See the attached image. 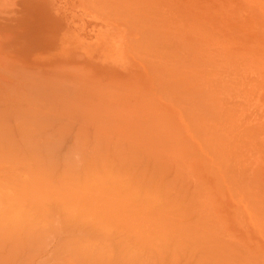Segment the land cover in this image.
<instances>
[{
	"label": "rangeland",
	"instance_id": "obj_1",
	"mask_svg": "<svg viewBox=\"0 0 264 264\" xmlns=\"http://www.w3.org/2000/svg\"><path fill=\"white\" fill-rule=\"evenodd\" d=\"M1 1H3V0H0V2ZM60 1H64V2H73V1H75V0H5L4 2L5 3H0V6H2L1 8H0V12L2 13V12H6V14H1L0 13V68L2 69V71H1V69H0V76H1V78L0 79H4L5 80V83H1L0 82V88H3L5 85V88H8L9 87V90L7 91L8 93H10V94H7V92H6V89L4 88L3 89V91H2V89L0 90V91H2L3 93H2V96H7V95H9V96H18L19 97V95L20 96H23L24 97V99H27V97H33V95H31L30 94V90L29 89H26V86H24L23 87V83L22 82H24V80H26V78L25 77H27V80H28V82H29V80L30 79H28L30 76H35V75H37L38 76V78L40 77V79H41V77H42V80H43V78H45L43 81H40V80H38V82L40 81V82H43V84H45L47 81L49 82V79H51V77L50 78H48V80H47V76H48V74H50L51 76H53V77H59V76H64V77H62L63 78V80H62V78H60L62 81H60V83L62 84V83H68L69 85L70 84H72V86L73 87H79L80 85V88L79 89H82L83 87H82V84H83V82H87V83H89V84H87V85H91L93 88H91V87H89V86H87L86 85V82H85V85L87 86H84V87H86L90 92H89V94H90V96H93L92 97V101H94L93 99H95L96 97L97 98H101V100L100 101H104V97L106 96H108V95H110V94H113V95H111V96H109V97H111V99H109L108 100V97L106 98V100H108V102L110 101V105L111 106H113V105H115L113 108H115V109H117V113H116V115H114V116H112L113 114H115V112H116V110H114L115 112L113 113V112H110V111H112V109H110L109 110V112H110V114H108L109 112L107 111L109 108H110V106H107L106 104V106L104 107L103 106V103L105 102H98V103H101V106L102 107H100V112L103 114V115H107V116H109V118L107 117V116H102L100 113H99V111H98V107H95L96 109H93V102L91 101V102H89L88 103V99H84L85 101H83V103H85L84 105L85 106H81L82 105V101L81 100H83V99H81V98H79V100L81 101H72L73 99L71 98V94H75L76 92V90L77 89H75L74 91H73V88L70 86V91H71V94H69V90L67 89V87L66 86H68V85H64V86H61L59 83H57L56 82V80H58V79H56L55 80V78L53 79V77H52V80H50L51 82L54 80L57 84H55V85H58L59 84V86L57 87V88H61L60 90L58 89H55L53 86H51L50 84L49 85H47L48 84V82H47V84H45L44 86H51L50 88L52 89H50L49 87H47V89L46 88H44V89H46L44 92H41V93H39L40 91H43L44 89H42V88H40L39 86H37L39 83H34V81H32V83H34V85H36L39 89V94L38 95H48V96H51V97H53L54 96V100H55V103H56V105L57 104H61V103H63V101L64 102H66V103H68L69 105H71V101L72 102H74L75 104H76V102L77 103H79V105L83 108H79L78 110V112H76V113H74L72 116H70L69 117V115H67L69 118H67V116L66 117H64V118H67V119H65L64 120V118H62L63 120H62V123L64 122V121H68V122H65V123H63L64 124V126L66 127V130H69V137H68V135H67V132H66V130H65V128H64V126L63 125H60V123L57 125L58 126V129H60L59 130V132H61V135H66V138H65V140H63V145H65L66 147L67 146H69V148L71 149L70 151H72L73 150V146L74 145H76V143H78L77 141H74V140H77V139H75L76 137V135H75V131L74 130H76L77 128H78V125L83 121L82 119L83 118H85L86 117V115L88 116V114L91 112L90 111V108H91V106H92V110H93V113H90L91 115H92V117L94 118H91L90 120L91 121H89L90 123L92 122V123H94V124H98V123H100L99 124V126H102V122L100 121V122H98V123H95V122H97L98 120H100V119H102V118H100V117H104V118H108L109 120H111V121H113L114 120V124H115V126H117L118 124H122V122H123V126H125L126 125V123L128 124V125H126L125 127H123L125 130H126V127H127V129L128 128H130L131 129V133H135V134H138V133H142V132H144V134H146L145 133V131H146V129H142V127L144 126V125H147V123L148 124H150V126H152V127H149V126H146L147 127V130H148V132H147V134L146 135H144L143 133H142V136H145L144 138L146 139V137H147V135L149 136V137H151V139H153V137H155L156 138V140L157 141H155L157 144H158V142L162 139V138H164L165 137V139H167L166 138V136L168 137V140L166 141V143H164L163 144V141L161 142L162 143V148H164V149H167V150H169V151H171V150H173V152L172 153H170L169 155H170V159H171V161L170 162H172V163H170V162H167V163H170L169 165H171L172 164V167H173V162H175V158H177L178 160L180 159V163H182V164H180L181 166H179V164H177L176 165V163H178V162H176L174 165L175 166H178V168H175V166L173 167L174 168V170H172V172H171V175L174 177V180H175V183H176V185L177 184H179V186L181 187V184L182 185H184V182H185V185L187 184V183H189V190H188V192H190V194L193 192V188H191V184L192 185H194V182H196V186L194 187V189H195V191L197 190V193H196V195H197V199H196V197H195V195L194 196H192V195H188V196H190V200H192V201H190V205L192 204L191 202H193V201H195L196 202V204H197V201H198V204L195 206L194 204L195 203H193V207H195V212H196V214H199L200 216H202V214H203V212L204 211H207L208 213L206 214V212H204V215L206 214V216H202V218L199 216V218L201 219V223H200V227L199 228H197V233L195 234V232L193 231V228H190V230L188 231V233L186 234V235H184L185 237L183 238V236H182V238H181V243L182 242H184L183 244H186L187 243V241H188V243L187 244H189L190 245V248H189V253H192V254H194L195 253V255H197L198 254V256H203L204 254H206L207 252H208V254H207V256L205 255V257L206 258H204V256L202 257V260H200V263H202V264H216V261L219 259V261H218V263L217 264H222L223 263V261L225 262V260L223 259V258H225L226 259V257H227V260H228V264H234L235 263V261L236 262H238L237 260H239L240 262H238L237 264H264V237H263V227H262V225L260 226L258 223H263L264 221V219L262 220L261 218H262V215H258V213L257 212H254V211H256V209H257V211L259 212V214H262V212H263V210H264V177H262L261 175L262 174H259V173H256L255 172V164H252L253 162H251V160H252V153H254V151H255V149H250V148H245V147H242L241 145H242V138H244L245 139V137H244V135L245 136H247V134L246 133H242L241 131H238V130H236V131H238V132H234L233 131V129L232 130H230L231 129V126H232V124H231V126H230V129L229 130H227V127H225L224 128V130L223 129H221V132H222V134L220 135V128L218 127L219 126V124H220V122L217 124V126H216V124H213V122L212 121H215L216 123H217V121L215 120V119H218V118H216V116H217V114H213L214 115V117H212L211 116V114H210V111L209 110H212L213 109V103H212V101H214V99L212 98V96H213V94H212V92H216L217 90H218V88H217V90L215 89L217 86H219L218 85V81L221 83V85H223V86H225L224 88L225 89H223L226 93L227 92H234L235 93V98L237 99V101H239L240 99H242L243 100V103H241V106L243 107L244 105V108H245V111L243 112V115L244 116H247V118H251V120H255V118H256V113H258V112H256V110L259 108V106H260V104H259V98L261 97L263 100H264V31L262 32V34L261 35H259L258 33V35L256 34V32H252L248 27H245V26H247V25H249V24H252V25H256L257 27H260V26H263L264 27V17H262L263 19H258L257 17L255 18V16L252 14V15H249V11H247L245 8H243V6L242 5H233L232 3H230V2H232V0H219V2L217 3H213V4H211L210 5V7L211 8H214V11L213 12H209L206 16H205V18H208L209 19V22L213 25H210V24H205V23H203V25H204V27H206L205 29H207L206 30V34H207V32L210 34V36H212L211 38H210V36H209V38L208 39H205L204 38V36H201L200 34V36L198 35V33H200L199 32V30H198V33L196 32L197 30H195V29H198L197 27L194 29V27H195V24H197V22L195 23V21H192V20H188V21H181V19H179V18H177L176 20L175 19H173V22H172V25H173V27L174 26H176L177 28H178V35L176 36V35H168V27H169V20H168V12H167V10H168V7L165 5V3H162V2H164V1H158V0H91L92 2H93V4H94V6L96 7V9L94 10L91 6L93 5H91L90 3H89V0H83L80 4H79V8L77 9L84 17H88V18H90V19H93V20H101V24H98V25H96V24H94V25H92L91 26V28L89 29V30H87V32H88V35H80L79 34V30H77V31H71V30H65V31H63V32H60L59 31V24H60V21H59V19H58V17L56 16V14H55V8H53V7H55V6H58V5H60ZM102 1H103V3H102ZM41 2V3H40ZM12 5V6H11ZM16 6V7H15ZM253 6H256V7H258V8H262V9H264V4H257V5H253ZM13 7V8H12ZM13 11V12H12ZM15 11V12H14ZM99 11H103V12H107V13H111V14H113L114 16H116V17H118V18H129V17H131V18H129L130 19V21L131 22H133V23H135V26H137V27H139V30L136 32V34H133V35H131L130 36V42L128 43V48H129V50H130V52H128L127 50V53H129V54H131L134 58H136V60H138V62L140 63V64H142L141 65V70H142V73H143V75L141 76L142 78H141V84H140V91H138V92H136V93H133V94H124V93H122L121 91H120V93L118 92V93H115V92H113L114 90L113 89H111V92L109 93V92H107V90H106V88H104V86H106L108 83H113V82H115V80H116V77L115 78H112V79H108L107 78V76H106V74H102V71L100 70V69H98V70H95V69H93V68H91V66L90 65H86V67L88 68V69H90L91 71H89V70H86V69H84L83 67H82V65H81V69L82 70H84V71H88V73L87 74H84L83 73V75H82V73L81 72H78V71H71L72 73H68L67 71H60L61 69L58 67V66H55V67H51V68H46V67H42V69L41 68H39L38 66H37V64L38 63H43V62H40V61H37V60H40V59H37L36 60V62L34 61V59H33V56H34V54H35V56L36 57H38V58H42V54H43V52L45 51V50H47L48 49V47H49V45L47 44V38H48V36H57V35H60V34H63L64 35V37L65 36H67L68 34H70V33H74V36H77V38L78 39H80L79 41H76V42H71L70 44H67L64 40H66V41H68L67 40V37L66 38H63L62 37V35L61 36H58V40L60 41L59 43H58V45L59 46H57L56 48H52V49H55V50H57V53H56V56L59 58V57H63V55H67V51L68 52H71V53H73V54H78L79 56H81V57H83L82 59H85V60H87V61H92V63H96V64H100L101 65V62H103V61H113V59H108L106 56H104L103 54H101V52H99L100 51V49H101V46H100V44L99 43H97V36L99 37L100 35L101 36H103L102 34H106V35H108L109 33H110V35H111V37H112V40H113V44L118 48L119 46H118V43H117V41H119V44L121 45V47H122V49L124 48V43H125V39H124V37H123V35H122V28L116 23V22H111V21H106L104 18H102V16L100 15L101 13L99 12ZM12 12V13H11ZM123 12H125L124 14H123ZM14 13V14H13ZM16 13V14H15ZM29 13H31V15L29 14ZM28 14V15H27ZM31 17H33V18H31ZM1 18H4V20L3 19H1ZM31 18V19H30ZM131 19H133V20H131ZM148 19H150V20H148ZM160 19V20H159ZM2 20V21H1ZM145 20V21H144ZM152 20V21H151ZM154 20V21H153ZM190 23V24H189ZM36 24V25H35ZM41 24V25H40ZM261 24V25H260ZM41 26V28H40V26ZM44 26H46V27H44ZM52 26H53V28H52ZM162 26V28H164L165 27V29H159L160 27ZM219 26L222 28L221 30H214L213 28H215V29H219ZM57 29H56V28ZM187 27V28H186ZM213 27V28H212ZM184 28H186V30H184ZM192 28V29H191ZM55 29V30H54ZM195 30L194 32H196V33H194V32H191V33H194V36H191L190 35V31L191 30ZM34 30V31H33ZM52 30V31H51ZM259 30V29H258ZM56 31V32H55ZM181 31V32H180ZM224 31V32H223ZM29 33H31V34H29ZM39 33V34H38ZM180 33V34H179ZM216 33V34H215ZM29 34V35H28ZM35 34H37V35H35ZM54 34V35H53ZM202 34V33H201ZM39 35V38L41 37V39H39L37 36ZM203 35V34H202ZM69 36V35H68ZM36 37V38H35ZM147 37H148V39H147ZM171 37V38H170ZM203 37V38H202ZM205 37H208V35H205ZM214 37V38H213ZM144 38V39H143ZM149 38H150V40H149ZM161 38V39H160ZM168 39V40H167ZM192 40L193 41V39H195V44L196 45H194V46H190L189 45V43H188V41H186V40ZM39 40V41H38ZM147 40V41H146ZM174 40V41H173ZM181 40V42H179ZM171 41H173V42H171ZM147 42H148V44H147ZM151 42V43H150ZM183 42V43H182ZM177 43H179V44H177ZM151 44V45H150ZM183 44L185 45H187V46H183ZM198 44V45H197ZM213 44V45H212ZM173 45V46H172ZM174 45H176V46H174ZM145 46V47H144ZM150 46H152L151 48H149ZM174 47V48H172V51H170L171 50V47ZM182 46V47H181ZM143 47V48H142ZM179 47V48H178ZM183 47L184 48H186V49H183ZM205 47H207L208 49H206ZM211 47V48H210ZM163 49V50H158V49ZM178 48V49H177ZM199 48V49H198ZM52 49H50V47H49V49L48 50H52ZM153 49V50H152ZM165 49H166V51H165ZM179 49L181 50V51H179ZM202 49V50H201ZM205 49V50H204ZM211 50V52H210V50ZM99 50V51H98ZM138 50H140L139 52H137ZM144 50V51H143ZM167 50H169L168 52H167ZM174 50V51H173ZM178 50V51H177ZM182 50H186L187 51V53H186V51H185V53H186V55H185V53H181V52H184V51H182ZM193 50H195V51H193ZM135 51V52H134ZM152 51V52H151ZM157 51H162L163 53H161L160 52V54L162 55H160V54H158L159 52H157ZM147 52V53H146ZM170 52L172 53V55L174 54V61H172L173 59L170 57ZM200 52H202V53H200ZM146 53V54H145ZM165 53V54H164ZM191 53V54H190ZM200 55H199V54ZM205 53V55H206V53H208V55H206V57H204V59H203V57L201 56V54H204ZM168 54H169V56H168ZM201 56L202 57V59H199V56ZM153 55H155V56H153ZM159 57H158V56ZM181 55V56H180ZM182 55L183 56H185L186 58H188L189 57V60L188 59H185V57L184 58H182ZM204 55V56H205ZM209 55H211L212 57H210ZM136 56V57H135ZM188 56V57H187ZM207 56H209V57H207ZM162 57V58H161ZM168 57H169V59H168ZM163 58H164V60H163ZM171 58V59H170ZM175 58H177V61H178V65L176 64V62L177 61H175L176 59ZM2 59V60H1ZM167 60V62H166V60ZM172 62V63H174L175 62V64L174 65H176L177 66V69L169 62ZM188 60V61H187ZM128 61V60H127ZM182 61V62H181ZM201 61V63L202 64H204V65H206V66H203V65H198V64H201V63H199ZM38 62V63H37ZM114 62H116V61H114ZM211 62V63H210ZM91 63V64H92ZM154 63V64H153ZM166 63L167 64H170L169 66H171V67H169L168 65H166ZM179 63H181L182 65H179ZM183 63H187L186 64V66H188L189 64V67H185V64L183 65ZM210 63V65L211 66H209V65H207V64H209ZM80 64H81V62H80ZM156 64V65H155ZM84 65V64H83ZM163 65L165 66L166 65V67L164 68L163 67ZM214 65V66H213ZM197 66V67H196ZM211 67V68H206V67ZM19 67V69L21 70V68H22V70L25 68V69H29V70H25L24 69V71H19V70H17V68ZM24 67V68H23ZM153 67V68H152ZM184 67V69H179V68H183ZM200 67H204V69H201V71L203 72V74L205 75V73L207 74V75H211L210 77H213V79H212V82L213 83H215V84H217V86L215 85V87H213L212 88V92L211 91H209V92H211V93H208V92H206L207 90L206 89H204V90H201V89H203V86L202 85H205V88H208V89H210L209 88V86L208 87H206L207 86V78H206V82L205 83H203V81H202V83H200L201 84V89L199 88L198 90H200V93H201V95H204V98L203 99H205V96L207 95H211L212 94V96H210L211 97V102L208 100V103L206 104L205 102V100L203 101V99H200L199 97L201 96L198 92H197V90H193V87H195L194 86V84H197L198 85V82L197 81H199V80H201V76L199 77V79L198 80H196V83L194 82V84L192 85V86H190V82L191 81H193L194 79H196L197 78V76L201 73V71H200ZM215 67V68H214ZM205 68L207 69V70H205ZM161 69V70H160ZM179 69V70H178ZM214 69H216V70H214ZM220 71H218V70ZM40 70V71H39ZM156 72H155V71ZM160 70V71H159ZM187 70V71H186ZM6 71H8V73H11V75L10 74H8V73H6ZM10 71H12V72H10ZM192 71V72H191ZM195 71L196 72H198L197 74H194L195 73ZM205 71H207V72H205ZM216 71H218V72H216ZM34 72L35 73H37V74H34ZM40 72H42V73H40ZM92 72V73H91ZM161 72V74H159ZM185 72V73H184ZM226 72V73H225ZM45 73V74H44ZM96 73H99V74H96ZM171 73L172 74H174V77H176V75H178V74H182L183 75V73L184 74H190V75H192V76H195V77H193V78H191L190 80H189V82H188V79H189V76H186L185 78H183V80L182 79H180L181 78V76L180 77H176V78H174V77H171L170 75H171ZM221 73V74H220ZM229 73V74H228ZM8 74V75H7ZM30 74H32V75H30ZM41 74V75H40ZM47 74V75H46ZM58 74V75H57ZM93 74V75H92ZM167 74V78L166 77H164L165 75ZM202 74V73H201ZM219 74L221 75V78L223 77V80H221V78H218L219 77ZM228 74L229 75V77H228V75L226 76V75ZM232 76H231V75ZM236 74V75H235ZM40 75V76H39ZM44 75H46V77H44ZM197 75V76H196ZM37 76H36V78H35V82H37V80L36 79H38L37 78ZM185 75H183V77H184ZM234 76V77H233ZM257 76V77H256ZM66 77H68V78H66ZM92 77H93V79H94V82H90V79H92ZM95 77V78H94ZM97 77H99V78H103L104 79V81L103 82H100V81H96L97 80ZM188 77V79H186ZM191 77V76H190ZM205 77H207L206 75H205ZM205 77L203 78V79H205ZM217 77V78H216ZM259 77V78H258ZM19 78H21V79H19ZM24 78V80H22ZM232 78V79H231ZM18 79V80H17ZM66 79H68V80H66ZM82 79V80H81ZM107 79L109 80L108 82H107ZM178 79H179V81H178ZM184 79H186L185 81H184ZM202 79V80H203ZM232 81H235V86L236 87H234L233 85H232V87L228 84V82H232ZM16 80L18 81V82H16ZM22 80V84H15L13 81H15L16 83H20V81ZM27 80H26V84H27ZM64 80H66V81H69L70 80V82H66V81H64ZM81 80V81H80ZM174 80H175V83L178 85L179 84V86L176 88V84L174 83ZM177 80V81H176ZM180 80L181 81H183L182 83L180 82ZM208 80H209V78H208ZM46 81V82H45ZM59 81V80H58ZM64 81V82H63ZM157 81H158V84H157ZM210 82H211V80H209ZM260 81H261V83H260ZM31 82V81H30ZM45 82V83H44ZM181 84H180V83ZM217 82V83H216ZM222 82H223V84H222ZM31 83V84H32ZM78 83H81V84H78ZM153 83H156L157 84V86H156V84H153ZM184 83H187V84H189V87H185L184 88ZM191 83H193V82H191ZM219 83V84H220ZM5 84V85H4ZM24 84H25V82H24ZM42 84V85H43ZM74 84V85H73ZM77 84V85H76ZM161 84V85H160ZM169 84V85H168ZM172 84V85H171ZM186 84V85H187ZM11 85L13 86V87H16V86H14V85H17V87H16V92L17 93H19V94H15L16 92H14L15 90L13 89V95H12V92H11ZM22 85V86H21ZM29 85H30V83H29ZM42 85H40L41 87H42ZM53 85V84H52ZM63 85V84H62ZM173 85H174V89H173V91L172 90H170V91H172V92H170L169 91V89L171 88L170 86H172V88H173ZM183 86V87H181V86ZM197 85H196V87H197ZM209 85H211V84H209ZM33 86V85H32ZM31 85H30V88L32 87ZM158 86H160L159 88H158ZM199 86V85H198ZM211 86H213V85H211ZM223 86L221 87V86H219V88H223ZM62 87H64V88H66V89H64V88H62ZM82 87V88H81ZM182 89H181V88ZM27 88H29L28 87V85H27ZM32 88H35L34 86L32 87ZM69 88V87H68ZM86 88H83V89H85L84 90V92L87 90ZM154 88V89H153ZM156 88H157V90H159V89H161V91H162V88L164 89V90H166V93H168L169 94V92L171 93L170 95H171V97L170 96H168V97H170V99L169 98H167L166 97V94L164 93V91H163V93L162 92H160L165 98H167V99H169V100H167L166 101V99L164 100V98H162L163 96L161 95V94H159V95H156V94H158V91L156 90ZM236 88V89H235ZM20 90L19 92H18V90ZM62 89H64V90H66V91H64V90H62ZM78 89V90H79ZM82 89V90H83ZM175 89H181L180 91H182L183 93L186 91L187 93H192L191 95H190V93H189V95L190 96H194L196 99H198V101L197 102H200L201 104H199V103H197V104H199V105H203V107H199V106H197V107H199V108H201V109H199V108H197V107H195L194 109H192L193 111H194V113L196 112L195 110H197V111H199V110H201V111H199L201 114H198L197 116H195V114H193L196 118H197V120L199 121V122H197L196 121V123L194 122L195 120H193V118H191L192 119V121L191 120H187V118H189V117H187V116H189L191 113H189V115H188V113H186V114H184V107H189L190 105H187V106H185V105H183V110L180 108V107H178L179 105H180V103L182 102L181 100H183V99H181V98H178V97H180V95L182 94V92H181V94L179 93V91H177V93L179 94H177L176 92H175ZM34 90V89H33ZM36 90V89H35ZM77 90V92L79 93L81 90H79L78 91ZM155 90V91H154ZM214 90V91H213ZM222 90V91H223ZM32 91V90H31ZM63 92V93H65V94H68V96L69 97H67L66 95H64L63 96V94L61 93V92ZM168 91V92H167ZM223 91V92H224ZM37 92H35V91H33V93H37ZM106 92V93H105ZM157 92V93H156ZM176 94H175V93ZM206 92V94H204ZM82 93V92H81ZM81 93H79V94H81ZM87 94H88V92H86ZM93 93V94H92ZM104 93V94H103ZM186 93V94H187ZM193 93H194V95H193ZM196 93H198V95H196ZM208 93V94H207ZM92 94V95H91ZM108 94V95H107ZM224 94V93H223ZM223 94H221V95H223ZM38 95H36V96H38ZM76 95H78L77 93H76ZM76 95H74L75 96V98L77 99V96ZM83 97L86 95H83V94H81ZM80 95V96H81ZM103 95H105V96H103ZM215 95H217V94H215ZM226 95V94H225ZM225 95H224V97H225ZM1 96V97H2ZM35 96V95H34ZM40 96H38V97H40ZM81 96V97H82ZM96 96V97H95ZM100 96V97H99ZM185 98H187L186 97V95H183ZM183 96L181 95V97L183 98ZM227 96V95H226ZM86 97L88 98L89 97V95L87 96L86 95ZM134 97V98H133ZM203 96H201V98H202ZM209 97V96H208ZM217 97V96H216ZM221 97V96H220ZM37 98V97H36ZM96 98V99H97ZM116 98L118 99L117 100V102L116 101H114V100H116ZM171 98H174V100L176 101L177 100V102H179V103H177V104H179L178 106L177 105H175L176 104V102L175 103H173V102H170V100L172 101V99ZM184 98V99H185ZM190 98V97H189ZM192 98V97H191ZM226 98V97H225ZM225 98H219L218 100H221V102H223L224 100H226V101H224V102H227V98L225 99ZM0 99H2V98H0ZM37 99H39V98H37ZM163 99V100H162ZM180 99V100H179ZM196 99H194V100H196ZM207 99H209V98H207ZM217 99V98H216ZM179 100V101H178ZM194 100H192V101H188L190 104H194ZM218 100H216V101H218ZM96 101V100H95ZM94 101V102H95ZM169 101V102H168ZM186 101H187V99L186 100H184V102L182 103V104H185L186 103ZM58 102V103H57ZM108 102H107V104H108ZM114 102V103H113ZM187 102V104H189ZM229 102H231V100H229ZM228 102V103H229ZM233 102V101H232ZM231 102V103H232ZM246 102V103H245ZM81 103V104H80ZM96 103V102H95ZM95 103H94V106H96L95 105ZM98 103H96V104H98ZM106 103V102H105ZM120 103H123V105H121ZM195 103H196V101H195ZM215 103H218V102H214V104ZM74 104V105H75ZM86 104L88 105H91L90 107H88V109H89V111L90 112H86L85 113V109L87 108V106H86ZM208 105L209 104V107H210V105L212 106V108L210 107V108H207V106L206 105ZM220 103H218L217 105H219ZM230 104V103H229ZM77 105V104H76ZM79 105H78V107H79ZM117 105V106H116ZM121 105V106H120ZM217 105H215V106H217ZM221 105H223V104H221ZM220 105V106H221ZM225 106L223 107H221V109L222 108H224V109H222L223 110V113L227 116V114L224 112V111H226L227 109L225 108L228 104H224ZM123 106V108H126V109H129V110H126V109H124L126 112H128V113H126V112H122V110H120L118 107H122ZM126 106V107H125ZM129 106V107H128ZM193 106H196L195 104L193 105ZM104 107V108H103ZM109 107V108H108ZM228 107V106H227ZM112 108V107H111ZM228 108H230V107H228ZM244 108H242V109H244ZM102 109H103V112H102ZM122 109V108H121ZM181 109V110H180ZM188 109V108H187ZM187 109L185 108V110L187 111ZM190 109V108H189ZM188 109V111L187 112H191L192 110L190 109L189 110ZM203 109H205L206 110V112H207V110H208V112L205 114L204 112H205V110H203ZM226 109V110H225ZM82 110V111H81ZM120 110V113H122V117H120L119 118V116H118V111ZM139 112H138V111ZM213 110H215V109H213ZM213 110H212V112H213ZM217 112L216 113H220L221 114V112H219L218 111V107H217ZM229 110V109H228ZM230 110H231V108H230ZM86 111H88L87 109H86ZM192 111V112H193ZM202 111H204L203 112V116H204V114L208 117H204V120L205 119H207V120H203L207 125H209V124H213L211 127L213 128H209L206 124H204V126H203V128H201V126H200V128L199 127H197L196 126V124H198V123H200L201 122V119H203V117L201 118L200 117V115H202ZM232 111V110H231ZM98 112V113H97ZM107 112V113H106ZM199 112H197V113H199ZM211 112V113H212ZM226 112H228L229 113V111H226ZM111 113H112V115H111ZM120 113H119V115H120ZM124 113L125 114H127L128 116H126V117H124L123 115H124ZM130 113V114H129ZM175 113V114H174ZM176 113H179V115H177L176 116ZM223 113H222V115H223ZM234 113V112H233ZM98 114V115H97ZM139 114H141V115H139ZM171 114V115H170ZM237 114H239V112H237ZM237 114H235L236 116L235 117H233L234 118V121H232V122H235V118L237 119V120H239L240 122L239 123H237L236 125H238V124H241V122H242V118H243V116H241L240 118H239V115H237ZM7 115V116H6ZM6 115H4V116H2L1 118H0V125H9V127H11L10 125H14L15 127H16V121L14 122L13 121V116L12 115H9V114H6ZM100 115V116H99ZM186 115V116H185ZM219 115V114H218ZM225 115H223L222 117H221V122H222V124L220 125V126H225L224 124H223V119L222 118H225L224 116ZM229 115L231 116V113H229ZM233 115V114H232ZM255 115V116H254ZM64 116V115H63ZM90 116V115H89ZM99 116V117H98ZM115 116H116V118H115ZM117 116H118V118H117ZM192 116V115H191ZM11 117V118H10ZM96 117V118H95ZM110 117H111V119H110ZM112 117L113 118H115V119H113L112 120ZM183 117V118H182ZM187 117V118H186ZM193 117V116H192ZM194 117V118H195ZM212 118V121L209 123V120H211V118ZM229 117V116H228ZM227 117V118H228ZM253 117V118H252ZM121 118H124V119H126L125 121H123ZM160 118V120H158ZM226 118V119H227ZM15 119V118H14ZM118 119V120H117ZM128 119V120H127ZM145 119V121L147 122V123H145V121H143ZM119 120H121V121H119ZM227 120H229V119H227ZM231 120H232V118H231ZM243 120H247V121H245L246 122V124H247V122H249V120L248 119H244L243 118ZM74 121H76V123L74 122ZM110 121V123H113V122H111ZM117 121H119L118 122V124L116 123ZM187 121V124L185 123ZM188 121H191V123L189 124L188 123ZM209 123H207V122ZM230 121V120H229ZM229 121H227V122H229ZM193 122L195 123V126L193 125ZM203 122V123H204ZM225 122V121H224ZM231 122V123H232ZM61 123V124H62ZM73 123H74V125L76 126V129H73V127L71 128L70 126L71 125H73ZM89 123V124H90ZM142 123V124H141ZM166 123H167V125H166ZM236 123V122H235ZM235 123H234V126H235ZM77 124V125H76ZM117 124V125H116ZM120 124V125H121ZM201 124V123H200ZM60 125V126H59ZM120 125H118V126H120ZM191 125V126H190ZM17 126H18V124H17ZM75 126H74V128H75ZM89 126H91L90 128L92 129V128H94V127H92V125H89ZM93 126H95V125H93ZM109 126H111L110 124H109ZM191 127L190 129H189V127ZM192 126H194V127H196V128H194V127H192ZM206 126L208 127L207 128V130L205 131V128H206ZM213 126H216V128H214ZM234 126H232L233 128H234ZM13 127V126H12ZM36 127H38V126H36ZM95 127H98V125L97 126H95ZM113 127H114V125H113ZM223 127H221V128H223ZM237 127V126H236ZM240 127V126H239ZM68 128H70V129H68ZM153 128V129H152ZM155 128V129H154ZM32 129H35V130H37L38 128H28L27 129V132H29V131H31ZM55 129L57 130V128L55 127ZM73 131H72V130ZM29 130V131H28ZM139 130V132L137 133V131ZM158 130V131H157ZM189 130V131H188ZM198 130H199V132H198ZM223 130V131H222ZM58 131V130H57ZM57 131H53L51 134L52 135H58V133H56ZM153 131H156V132H160V133H158V134H160V135H156V133H153ZM165 131V132H164ZM195 131V132H194ZM201 131H203V132H201ZM210 131V132H209ZM213 131H215V132H213ZM231 131V132H230ZM32 132H34V131H32ZM169 132H171V133H169ZM207 132V133H206ZM224 132V133H223ZM30 133V132H29ZM50 133V132H49ZM74 133V134H73ZM149 133V134H148ZM173 133L175 134V136L173 135ZM193 133V134H192ZM197 133H201L198 137H200V139L198 138H196V134ZM206 133V134H205ZM210 133H213V136H215V135H217V136H215V137H212L211 135L212 134H210ZM226 133V134H225ZM4 134V133H3ZM72 136H71V135ZM77 134V133H76ZM95 132L93 133V136H95ZM170 136H169V135ZM231 134H233V136H230ZM10 135V134H9ZM8 135V136H9ZM28 135V134H27ZM59 135H60V133H59ZM173 135V137H171ZM205 135V136H204ZM225 135V136H224ZM243 135V136H242ZM5 136H7V135H5ZM71 136V137H70ZM74 136V137H73ZM140 137H141V135H139ZM157 136L158 137H160L161 139H159V141H158V139H157ZM57 136H55L54 138L55 139H53V140H56L55 142H57V138H56ZM73 137V138H72ZM218 137H222V139L223 138H225V139H223L224 140V142L220 139H218ZM235 137V138H234ZM67 138L70 140V141H68L67 140ZM72 138V139H71ZM171 138V139H170ZM217 138V140H214V139H216ZM5 139H7V137H5ZM74 139V140H73ZM193 139H195V140H193ZM197 139V140H196ZM211 139H213V140H211ZM226 139H228L229 140V142H228V140H226ZM71 140H73V141H71ZM115 140V139H114ZM200 140V141H199ZM219 140V141H218ZM7 141V142H6ZM6 141H4V142H6V145H7V143L9 142L8 140H6ZM93 142H94V144H96L97 142L95 141V140H92ZM117 141V140H116ZM188 141V142H187ZM197 141V142H196ZM3 142V144L5 145V143ZM27 143H29V145H31V146H34V143H35V141H33V142H30V141H26ZM54 142V143H55ZM61 142V141H60ZM92 142V143H93ZM112 142V141H111ZM111 142H108V143H110V147H109V149H112V150H115V148H116V146L118 147V145L116 144V142L115 141H113V143H111ZM208 142V143H207ZM10 143V142H9ZM33 143V144H32ZM38 143V141H36V144ZM62 143V142H61ZM108 143L106 144V145H108ZM189 143V144H188ZM202 143H204L203 144V146H202ZM215 143V144H214ZM225 143V144H224ZM35 144V145H36ZM80 144V143H79ZM112 144V145H111ZM167 144L168 145H170L171 144V146H167ZM62 145V146H63ZM114 145H116L115 147H114V149H113V146ZM211 145L213 146V149H214V151L216 152L217 151V153H215V154H217V156H214L213 157V154H211V153H214V151L212 152H210L209 153V148H212L211 147ZM222 145H226L225 147H223ZM228 145V146H227ZM165 146V147H164ZM191 146V147H190ZM200 146V147H199ZM207 146V149L205 148ZM220 146H221V148H220ZM238 146L240 147L241 146V148H245V149H243V150H245L244 152H246V153H244V154H242L241 153V150L238 148ZM26 147V146H25ZM158 147H161V145L160 146H158ZM202 147V148H201ZM215 147V148H214ZM8 147H2V145H0V151H1V149H7ZM101 147H99V149H100ZM170 148V149H169ZM201 148V149H200ZM217 148H219V149H217ZM223 148V149H222ZM235 148V149H234ZM63 149V148H62ZM95 149H98L97 147H95ZM102 149H104L103 147H102ZM188 149V150H187ZM190 149L191 150H193L192 152L190 151ZM205 149V150H204ZM226 151H225V150ZM236 149H239V150H236ZM40 150V149H39ZM38 149H37V151H39ZM119 150H120V147H119ZM119 150H117V148H116V151H119ZM208 150V151H207ZM211 150V149H210ZM225 152H227V153H225ZM242 150V151H243ZM174 151L175 152H177V154L176 153H174ZM197 151H198V153H197ZM222 151L224 152V153H222ZM230 151V152H229ZM237 152L238 153V156H239V158L238 159H240L241 157H240V155H242L243 157H245V161H248V162H245V161H243V162H245V163H243V165H239L240 166V168L242 167H245L246 166V168H248V173L247 172H242V168L240 169L239 168V172H240V174H237V171L235 170V169H238L236 166L237 165H235V163L233 162V161H235V160H237L236 159V157L235 156H233L232 155V153H235V152ZM202 153V154H200L199 155V153ZM248 152L250 153V154H248ZM0 153H2V152H0ZM204 153L206 154V156L204 155ZM219 153L221 154L220 155V157L221 158H219L218 157V155H219ZM241 153V154H240ZM172 154H175V155H172ZM185 154V155H184ZM214 154V155H215ZM250 155V156H246V155ZM177 155H179L178 157H177ZM209 156V157H208ZM229 156H231V158L229 157ZM180 157V158H179ZM186 157H187V159H188V161H185V159H186ZM203 157H205V158H207L206 160H204L205 158H203ZM213 159H212V158ZM218 157V158H217ZM167 158V157H166ZM197 159V161L198 162H193L192 161V159ZM203 158V159H202ZM168 159V158H167ZM219 159H221V160H219ZM165 160V159H164ZM225 160H227L228 162L230 161H232V163H230V164H228L227 166H224V167H229L228 168V170H232V169H234L235 170V177H234V175H232L231 173H233V171L234 170H232L231 171V173L229 172V174H228V181H225V182H227V183H225L224 182V180H225V178L223 177L224 175V172H222L223 170H222V164H226L227 162L225 161ZM241 160H243V159H240V161ZM181 161H183V162H181ZM204 161H206V164L205 165H207V163H209L208 165L210 166L209 168H212L213 166V168L215 169V171H214V169L212 168V171L209 173L208 171L210 170L207 166L205 167V165L204 166H202V162H204ZM224 161H225V163H224ZM238 161V160H237ZM219 162H223L222 164H219ZM205 163V162H204ZM203 163V164H204ZM198 164V165H197ZM231 164L233 165L234 164V167L235 168H231V167H233V166H231ZM236 164H240V163H236ZM216 165V166H215ZM252 165V167H249V166H251ZM219 166V167H218ZM217 167V168H216ZM253 167H254V172L252 171L251 172V170H253ZM14 168V167H13ZM13 168H11L12 169V171L13 172H11V173H15L14 172V170H13ZM58 168H60V169H58ZM58 168H57V172L55 171V174H57V175H59V174H61V171H62V169H61V165L59 166L58 165ZM140 168V167H139ZM172 168V169H173ZM183 168V169H182ZM191 168V169H190ZM207 169V171H206V169ZM177 169V170H176ZM182 169V170H181ZM191 170V171H189V170ZM216 169H217V171L218 172H216ZM59 170H61V171H59ZM180 170V171H179ZM225 170V169H224ZM250 170V171H249ZM184 171H186V172H184ZM194 172V173H193ZM218 173L217 175L218 176H215V174L216 173ZM226 172H228V171H226L225 170V173ZM238 172V173H239ZM242 172V173H241ZM10 173V172H9ZM113 173H116V172H113ZM148 173V172H147ZM161 173V174H160ZM212 173H213V176H214V179H215V177H218L217 179H218V183H220L222 186H223V188H224V190H222V186L220 187V189H217V193L215 192V193H213L211 190H210V187H209V185H210V179H209V177H211L212 176ZM91 173H89L88 174V176H87V174H86V176H87V178L89 177V175H90ZM158 174H160V175H158ZM219 174H221V175H219ZM234 174V173H233ZM10 175V174H9ZM181 175V176H180ZM232 176L233 178H231L230 176ZM240 175V176H239ZM4 176V175H3ZM16 176H17V174H16ZM91 176V175H90ZM149 176H151V175H149V173L147 174V177H149ZM155 176H156V178H155ZM165 176V175H164ZM164 176H162V172H157L156 173V175H154V176H152V178H151V180H150V184H151V192H154V194L153 193H151V192H146V191H144V189H142L141 190V188H139L138 186H136L135 185V180L133 181V180H129L128 178H126L125 176L124 177H122V179L123 178H125V179H127L126 181H128L129 182V184H125L124 186V188H125V190L127 191V192H133L134 190H137V191H135V192H133V195L134 194H136L135 196H133L131 193H129V197L130 198H134L135 197V199L133 200L134 202H135V204L137 205V202H142V200L144 201L145 200V197H146V201H150L152 204L150 205V207H152V205H154V204H158V205H160L161 206V203L160 202H156L155 200V198L153 197V196H151V198H150V195H155L156 194V196L155 197H157V194H158V192L156 191H152L153 190V187H155L157 184H156V181H159L158 183H160V179H165L166 177H164ZM209 176V177H208ZM7 177V180H9V182L5 179ZM11 177V176H10ZM10 177H8V175H6V176H4V177H1L0 176V178H2V179H0V189L2 190L3 189V191H1L0 192V194L1 195H4V196H6L5 198L7 199L8 198V196L10 197H12V195L14 194V196H15V200H12L11 199V197H10V199L8 200L9 202L8 203H13V202H15V203H13V204H16V203H18L16 206L14 205V206H12L11 204L9 205L7 202H2V201H4V199H2V197L3 196H1L0 195V212H1V214L0 215H4L5 217H3V216H0V218H4V219H0V222H1V220H5L6 222H10V219L12 220H14L15 222H14V224H13V220L11 221L12 223H10L9 224V222H8V224L11 226H9L5 221H3V222H5V223H3V222H1L0 223V227H9L8 228V230H12L13 231V229H14V231L16 232V233H14V235H10V237L12 236L13 238H15V240L16 239H18V238H20L19 237V235H22V240L24 241L25 240V238L27 239L28 238V236H29V232L31 231L30 229H32V231H34L36 228V236H34V243H36V244H34V245H39V244H41V243H43V242H47V240H48V243L50 244V246L53 244V246H51V248L50 249H52V248H54V245L56 244V242H53V241H55V239H56V236L57 235H54V233H52V235H53V238H51L50 236H52L51 235V233H49V230H54L51 226H53L55 223L57 224V225H55L54 227H55V229H56V232H58L57 231V229L58 228H56V226H58L59 227V225H58V219L59 220H61V218H62V216H61V214L62 213H65V212H71V213H69V215L71 214L72 215V213H73V215H77V210H76V208H78V207H75V206H77V205H74V203L72 202V200H71V202L73 203V204H71L70 205V201H68L69 202V207H68V205H65L66 203H64V202H66V201H64V200H68L69 199V196L66 198V193H68L69 194V189H71L72 191L74 190V189H72L73 187H69V189H66L65 191H63V192H58V194H56V190L53 188V189H50L49 187H48V184L47 185H43V184H40V183H38V180L36 179V180H31V182H30V179H24L23 177H21V182L23 183V185H22V183H19V181H17V178H14L13 180H15L16 181V183H18L17 184V186L15 187L17 190H25V191H21L20 193L19 192H16L15 191V189L13 190L12 189V186L11 185H13V184H11L10 182H11V180H12V178L13 177H15V174H13L12 175V177L10 178ZM164 177V178H163ZM183 177H185L184 178V180L185 181H183L182 180V178ZM187 177V178H186ZM221 177V178H220ZM225 177H227V175H225ZM9 178V179H8ZM18 178H20V177H18ZM178 178H179V180H178ZM234 178H235V180H234ZM4 179V180H3ZM57 179V178H56ZM93 179V178H92ZM148 179H150V178H148ZM152 179H154V180H152ZM155 179H157V180H155ZM167 179V178H166ZM181 179V180H180ZM195 179V180H194ZM232 179V180H231ZM12 180V181H13ZM19 180V179H18ZM27 180V181H26ZM49 180V179H48ZM88 180V179H87ZM87 180L86 181H84V182H87ZM89 180H91V178H89ZM94 180V179H93ZM194 180V181H193ZM231 180V181H230ZM234 180V181H233ZM14 181V182H15ZM34 183H33V182ZM54 180H52V179H50L49 180V182H53ZM95 181V180H94ZM125 181V180H124ZM125 181V182H126ZM217 181V180H216ZM7 184H6V183ZM14 182H12V183H14ZM93 181L91 180L89 183H92ZM192 182V183H191ZM228 182H230V183H232V184H234L232 187H231V185H230V187H229V190H228V185H229V183ZM5 183V184H4ZM29 183H31V184H29ZM45 183H48L47 181H45ZM44 183V184H45ZM223 183V184H222ZM9 184V185H8ZM20 184V186H18ZM28 184V185H27ZM131 184H134V185H131ZM156 184V185H155ZM227 184V185H226ZM6 185H8V186H6ZM24 187V189H22V188H20V187H22V186ZM26 185V186H25ZM35 185L37 186V187H35ZM43 185V186H42ZM131 185V187L129 188V186ZM154 185V186H153ZM14 186V185H13ZM32 186V187H31ZM47 186V187H46ZM85 188H84V193L85 192H87V191H85V189H87L88 187V182L85 184ZM90 186H92V184H90ZM89 186V188H92V187H90ZM227 186V187H226ZM2 187V188H1ZM11 189H10V188ZM175 187V186H174ZM173 187V188H174ZM180 187L178 188V186H176L175 187V189L174 190H179L180 189ZM187 187V186H186ZM234 187V188H233ZM250 187V188H249ZM6 188H8V189H6ZM26 188H27V190H28V192L26 191ZM46 188H49V189H46ZM137 188V189H136ZM178 188V189H177ZM230 188H232V189H230ZM39 190V191H37V190ZM76 189V188H75ZM161 189H162V187H161ZM160 189V192L163 190H161ZM188 189V188H187ZM187 189H186V191H187ZM192 189V190H191ZM228 190V191H226V190ZM8 190V191H7ZM46 192H45V191ZM173 189H172V191L173 192H175ZM242 190H245V191H243L242 193H243V195L242 194H240V195H242V197L239 195V192L240 191H242ZM13 191H15L16 192V194L15 193H13ZM42 191V192H41ZM50 191H52V192H54V194H53V196H50V197H48L47 196V193L48 192H50ZM72 191H70V192H72ZM74 191H76V190H74ZM88 191H89V193H87V195H86V193L84 194V197L81 195V197H83V198H85V199H83L84 201H85V209L84 210H80L81 211V213L83 214V212L85 211L87 214H88V216L87 217H89L90 216V219L89 220H95L96 221V219H95V217H93L95 214L97 215V211L95 212V210H96V208L94 209V207H93V211L91 210V206H93L94 204H95V202L94 201H90V200H92V198H91V196L93 197V194H92V189H88ZM91 191V192H90ZM225 191V192H224ZM4 192H7L6 194H4ZM9 192V193H8ZM23 192V193H22ZM28 193L27 195H29L28 197H27V195L25 194V193ZM31 194H30V193ZM143 192H145V193H143ZM221 192V194H223V197H222V195L221 194H219ZM231 192V193H230ZM252 192H257L256 194L258 195H256L255 193H252ZM13 193V194H12ZM178 192H175V194H177ZM230 193V194H229ZM241 193V192H240ZM248 193H252L253 195L250 197V194H248ZM258 193H260V194H258ZM9 194V195H8ZM42 194V195H41ZM144 194H147V195H145L144 196ZM218 194L221 196V197H219L218 196ZM33 196V197H31V196ZM41 195V196H40ZM137 195H139V196H137ZM200 195V196H199ZM202 195V196H201ZM206 197H205V196ZM227 195V196H226ZM231 195V196H230ZM239 195V196H238ZM17 196H19L20 198H18ZM36 196H40V198H41V200H40V198H37ZM47 196V197H46ZM87 196H89V198H90V200H89V198H87ZM141 197L140 199H136L137 197ZM158 196H159V194H158ZM178 196V195H177ZM180 196H182L181 198H183L184 196H187V195H183V194H181ZM187 196V197H188ZM191 196H192V198L194 199H192L191 198ZM238 196V197H237ZM244 196H245V198H244ZM248 196V197H247ZM257 196V197H256ZM23 197L25 198V199H23ZM29 197H31L32 199H29ZM74 197H75V199H74ZM80 197V198H81ZM149 199H148V198ZM203 197H205V198H203ZM208 197V198H207ZM232 197V198H231ZM255 197H256V199H255ZM13 198V197H12ZM21 198H22V200H24L25 201V203H27V204H25V203H23V201H22V204L21 205H19V203H21V202H19L20 200H21ZM39 200V202H38V200ZM44 198V199H43ZM46 198H49V199H46ZM74 200H75V202L77 201V198H76V196H73L72 197ZM94 198V197H93ZM159 198H160V196H159ZM158 198V199H159ZM189 198V197H188ZM199 198V199H198ZM203 198V199H202ZM207 198V199H206ZM223 198V199H222ZM235 199V202H234V199ZM247 198L250 200V202H249V200H247ZM34 199H36L37 200V203H36V200H34ZM59 199H60V201H59ZM78 199H79V197H78ZM82 199H79V200H81L82 201ZM86 199H88L89 201H87ZM142 199V200H141ZM152 201H151V200ZM155 199V200H154ZM205 202V199H206V204H204L203 203V201ZM221 201H220V200ZM229 199V200H228ZM239 199V201H237ZM12 200V201H11ZM35 201L34 202V204L32 205L31 204V206H30V203H31V201ZM50 200V201H49ZM52 200V201H51ZM54 200V201H53ZM73 200V201H74ZM78 200V201H79ZM131 200V199H130ZM136 200V201H135ZM222 200L224 201V203L222 202ZM244 201L245 200V202L243 203H241L240 201ZM247 200V201H246ZM17 201V202H16ZM62 201H64L63 203H64V206L65 207H62L63 206V204H60V203H62ZM76 202V203H79L80 202V204H81V201H79V202ZM132 201V202H133ZM202 201V202H201ZM49 202H54L53 204H52V208H51V203H49ZM60 202V203H59ZM83 202V201H82ZM87 202H89V204L91 203V204H93V205H91L90 207H88L89 206V204H87ZM94 202V203H93ZM133 202V203H134ZM147 202V203H148ZM201 203V207H200V203ZM221 202V203H220ZM228 202V203H227ZM237 202V203H236ZM247 202H249V203H247ZM262 204H261V203ZM3 203H4V206H3ZM41 203V204H40ZM48 203V204H47ZM55 203H57L56 205H54ZM75 203V204H76ZM225 204V205H223V204ZM239 203V204H238ZM259 203H260V206H259ZM23 204H24V206H23ZM38 204V205H37ZM6 205V206H5ZM19 205V206H18ZM26 205H29V206H26ZM35 205V206H34ZM42 207H41V206ZM62 205V206H61ZM83 204H81V206H82ZM86 205H88V206H86ZM165 205H167V204H165ZM175 205V204H174ZM203 205V206H202ZM205 205V206H204ZM207 205H208V207H209V205H210V207H211V210H209V208H208V210H207ZM230 205V207H228ZM236 205H240V206H237L236 207ZM246 205V206H245ZM251 205H253V206H251ZM10 206H12V207H10ZM23 206V207H22ZM41 207L43 210H40V207H39V209L38 210H40V212L39 211H37V210H35V208L34 207ZM48 206V208H45V207H47ZM66 206L68 207V208H66ZM79 206V205H78ZM95 206V205H94ZM177 205H175V207H176ZM189 206V205H188ZM235 206V207H234ZM248 206V208H246ZM258 206H259V208H258ZM2 207V208H1ZM3 207H7V208H3ZM8 207H9V209H8ZM32 207H33V209H32ZM175 207H173V208H171V207H169V206H166V208H169L170 210H172V211H176V209L175 210H173ZM193 207H190V208H192L193 209ZM227 207V209H229V215H227V217H229V219H220V213L219 212H217L218 211V209L219 208H226ZM256 207V208H255ZM10 208H12V210H10ZM23 208H25V209H28L26 212H27V214H26V216L27 215H29V216H25V213L23 212ZM51 208V209H50ZM64 208H66L65 210H64ZM83 208V207H82ZM177 208V207H176ZM189 208V210H190V212L192 211L191 209ZM200 208V210H198ZM233 208L235 209L234 211H233ZM238 208H241V213H240V215L238 214L239 212H236V211H238L239 209ZM262 208H263V210H262ZM2 209H4V210H2ZM56 209H57V211H56ZM59 209H60V211H62V212H59ZM71 209V210H70ZM75 209V210H74ZM80 209V208H79ZM87 209H90V210H87ZM178 209V208H177ZM206 209V210H205ZM243 209V210H242ZM251 209V210H250ZM9 210V211H8ZM19 210V211H18ZM46 210V211H45ZM49 210V211H48ZM74 210V211H73ZM204 210V211H203ZM259 210H261V211H259ZM4 211V212H3ZM9 212L10 213V215L11 216H9V214H4V213H6V212ZM21 211V212H20ZM34 211V212H33ZM35 211H37L36 213H35ZM45 211V212H44ZM76 211V212H75ZM83 211V212H82ZM198 211H200V212H198ZM3 212V213H2ZM16 212V213H15ZM29 212V213H28ZM50 212H52V213H50ZM76 214H75V213ZM95 213V214H93V213ZM193 212H194V209H193ZM194 212V213H195ZM251 212H252V214H253V216L252 215H250L251 214ZM23 215H22V214ZM34 213V214H33ZM48 213V214H47ZM81 213H79V215L78 216H80V218H82L83 219V217L86 215H83V217L81 216ZM93 215H92V214ZM152 213L153 214H155V216H156V214H158V213H154V211L152 210ZM192 213V212H191ZM254 213H255V215H254ZM36 214V215H35ZM45 214H47L48 215V217H47V215L45 216ZM56 216H55V215ZM60 214V215H59ZM152 214V215H153ZM193 214V213H192ZM6 215H7V217H10L9 219L8 218H6ZM50 215V216H49ZM51 215H53V216H51ZM91 215H92V217H91ZM95 215V216H96ZM256 215L257 216H259V217H261V218H257L256 217ZM14 216V217H13ZM18 216V217H17ZM42 216H44L43 218H42ZM78 216H74V218L76 217V220H77V222H76V224H78L77 225V228L75 227L76 225H74V223H73V225L71 226V228H68V230H72L73 229V227L75 228V229H77V231L75 230V229H73L72 230V232H68V230H67V232L65 231H61L62 232V234L61 233H59L58 235H62V236H64V238H66V236L70 239V237L72 238V240L74 241L75 240V243L77 242L76 240H78L79 239V237H81V235H83L82 236V239L84 240V241H88V239H89V241H91V239H94V236H93V233L91 234V236L89 235V233H86L87 231H85V230H83V228L86 226V225H90V227H91V231L92 232H94V230H93V228L94 227H96V223H98V221L96 222V223H93V224H95L94 225V227L92 228V225L93 224H91L92 223V221H91V223H88V222H86V220H85V218L83 219L86 223L84 224L83 222L84 221H81L80 219H79V217ZM98 216V215H97ZM154 215L152 216V217H154L156 220L157 219H159V218H156ZM235 216V217H234ZM242 216V217H241ZM244 216H245V218H244ZM252 216V217H251ZM264 216V215H263ZM31 217V218H30ZM34 217H36V218H34ZM45 217L46 218H49L50 217V219H46L45 220ZM52 217H55L54 219L52 218ZM71 218H73L72 216H70ZM69 217V218H70ZM206 217V218H205ZM235 219H234V218ZM237 217V218H236ZM19 218H21V219H19ZM24 218L26 219V220H24ZM40 218H42V219H44V221L45 222H42L41 220H40ZM70 218V219H71ZM153 218V219H154ZM233 218V219H232ZM240 218V219H239ZM258 220H257V219ZM7 219V220H6ZM27 219H30V220H28V222H27ZM32 219V220H31ZM202 219H204V220H202ZM254 219H256V220H254ZM16 220H18V221H16ZM21 220H23V221H21ZM38 220V221H37ZM49 220V221H48ZM80 220V221H79ZM89 220H87V221H89ZM97 220H98V218H97ZM192 220H194V218L192 219ZM246 222H245V221ZM52 221V222H51ZM72 221L74 222V220L72 219ZM158 222H161V220H157ZM239 221H240V223H239ZM259 221V222H258ZM263 221V222H262ZM24 223V224H22V223ZM27 222V223H26ZM32 222H36L35 224L34 223H32ZM53 222H55V223H53ZM90 222V221H89ZM194 222V221H193ZM219 223V225H218V223ZM236 222V223H235ZM40 224H42L43 225V227L42 228H40L39 227V225ZM103 223V222H102ZM5 226H4V225ZM7 224V225H6ZM12 224H13V229H12ZM30 224H32V228H30L31 226H29ZM52 224V225H51ZM28 225V226H27ZM88 225V226H89ZM98 225V224H97ZM106 225V224H105ZM41 226V225H40ZM220 226V227H219ZM222 226V227H221ZM264 226V225H263ZM22 227H27V229H25V228H22ZM89 227V228H90ZM108 227H110V228H108V229H104L105 231H104V233H108V232H114L115 230H116V228H114V226L113 225H111L110 224V226L108 225ZM192 227V226H191ZM38 228H40L41 230H42V232L40 231V229L38 230ZM49 228H52V229H49ZM88 227H87V229L86 230H90ZM101 228V227H100ZM107 228V227H106ZM113 228V229H112ZM212 228V229H211ZM221 228V229H220ZM244 228V229H243ZM45 229H48V230H45ZM81 229H82V231H83V233H81L82 231H81ZM95 229V228H94ZM103 229V228H102ZM192 229V230H191ZM198 229H200V231L198 230ZM7 230V229H6ZM43 230H44V232H43ZM100 230V229H99ZM204 230H207L208 232L209 231H215V232H217L218 234L216 235V238H217V242H219L218 244H216V245H209V243L210 242H208V241H206V242H200L201 244H198V245H196L194 242L196 241V236L197 237H199V236H203V234L202 233H204ZM249 231V232H247V231ZM10 231H8L9 233H13V232H10ZM31 231V232H32ZM49 233H47V232ZM79 231H81V232H79ZM85 231V232H84ZM194 232V234H192L193 232ZM199 231V232H198ZM27 232V233H26ZM46 232V233H45ZM79 232V233H78ZM101 232V231H100ZM39 233H40V235H39ZM63 233H64V235H63ZM65 233L67 234V235H65ZM73 233V234H72ZM91 233V232H90ZM103 233V234H104ZM202 234V235H199V234ZM243 233V234H242ZM25 234V235H24ZM44 234V235H43ZM87 234L89 235V238H86V236H87ZM245 234H247V235H245ZM42 235V236H41ZM248 235H250V236H248ZM23 236L25 237V238H23ZM62 236H60V237H62ZM38 237H39V239H38ZM49 237V238H48ZM88 237V236H87ZM221 237H223L224 239H225V241L224 240H220V238ZM227 237V238H226ZM230 237H232V239L230 238ZM37 238V239H36ZM41 238V239H40ZM81 239V238H80ZM230 239V240H229ZM234 239V240H233ZM229 240V241H228ZM231 240H233V241H231ZM260 240V241H259ZM72 241V242H73ZM194 241V242H193ZM224 241V242H223ZM226 241H228V242H226ZM256 241V242H255ZM92 242H93V240H92ZM230 242V243H229ZM250 242H251V244H250ZM254 242V243H253ZM55 243V244H54ZM80 243V242H79ZM91 243V242H90ZM93 243H95V242H93ZM107 242H104L103 243V245L104 244H106ZM227 243V244H226ZM82 244H84V243H82ZM92 244V243H91ZM98 244H101V243H98ZM221 244V245H220ZM235 244V245H234ZM255 244V245H254ZM93 245H95V244H93ZM208 245V246H207ZM243 245H245V246H243ZM250 245H252V246H250ZM253 245H254V247H253ZM263 245V246H262ZM102 246V245H101ZM192 246V247H191ZM196 246V247H195ZM231 246H233V247H231ZM243 247H246L247 248V250H250L249 252L246 250V248H243ZM195 250H194V249ZM196 248H198V250L196 249ZM244 250V251H242V250ZM230 252H229V251ZM240 250H241V252H243V253H245V251H246V253L245 254H242V253H240ZM57 251L58 250H56V252H55V254H57ZM209 251H211V252H209ZM213 251H218V253L217 252H214V253H217V255L218 254H221L220 256L218 255H216V256H214V257H216V258H214V257H212L213 258V261H211L212 260V258H211V254H213ZM220 251V252H219ZM227 251V252H226ZM251 252H252V255H254L255 257H253V256H251ZM210 253V254H209ZM240 253V254H239ZM249 253V255L248 256H250V257H248L247 256V254ZM263 253V254H262ZM54 254V257H58V256H60L59 254H58V256H56ZM225 254H226V256H225ZM261 254V255H260ZM245 255H246V257H245ZM260 255V256H259ZM210 256V257H209ZM225 256V257H224ZM209 257V259H211V260H209V259H207ZM223 257V258H222ZM248 257V258H247ZM263 257V258H262ZM220 258H222V259H220ZM250 258H253L252 259V261L253 262H251V259ZM255 258L257 259V258H261L262 260L260 261H258V260H255ZM215 259V260H214ZM250 259V260H249ZM52 260H53V257H52ZM220 260H223L222 262H220ZM235 260V261H234ZM53 261H55L56 262V260H53ZM59 260H57V262H58ZM226 264H227V261L225 262ZM225 263H223V264H225ZM236 264V263H235Z\"/></svg>",
	"mask_w": 264,
	"mask_h": 264
},
{
	"label": "bare ground",
	"instance_id": "obj_2",
	"mask_svg": "<svg viewBox=\"0 0 264 264\" xmlns=\"http://www.w3.org/2000/svg\"><path fill=\"white\" fill-rule=\"evenodd\" d=\"M5 0H3V1H1L0 3L2 4V3H5L4 2ZM21 1V0H20ZM78 1V0H77ZM81 2L83 1V0H80ZM90 1V0H89ZM102 3H103V1H102ZM12 6V5H11ZM2 6H0V8H1ZM16 7V6H15ZM3 8V7H2ZM13 8V7H12ZM13 12V11H12ZM11 12V13H12ZM15 12V11H14ZM101 14V16H102V18H104L105 19V15L107 14V12H101V11H99ZM1 13V12H0ZM4 12H2L1 14H3ZM125 12H123V14H124ZM4 14H6V12L4 13ZM8 14V13H7ZM6 14V15H7ZM14 14V13H13ZM16 14V13H15ZM30 15H31V13H29ZM9 15V14H8ZM28 15V14H27ZM110 16H111V14H110ZM31 18H33V17H31ZM30 18V19H31ZM117 18V17H116ZM129 18H131V17H129ZM128 18V20H130ZM1 19H3L4 20V18H1ZM131 20H133V19H131ZM148 20H150V19H148ZM160 20V19H159ZM2 21V20H1ZM145 21V20H144ZM152 21V20H151ZM154 21V20H153ZM111 22H116L119 26L121 25L120 23L122 22V21H120V20H118V19H113ZM173 22V21H172ZM196 23V22H195ZM190 24V23H189ZM36 25V24H35ZM41 25V24H40ZM39 25V26H40ZM261 25V24H260ZM44 27H46V26H44ZM121 27V26H120ZM198 28V29H195V28ZM245 27H248L252 32H256V34L258 33L259 35H261L262 34V32L264 31V27L263 26H260V27H257L256 25H252V24H249V25H247V26H245ZM40 28H41V26H40ZM52 28H53V26H52ZM56 28V27H55ZM171 28V27H170ZM187 28V27H186ZM186 28H184V30H186ZM206 27H204V25H200V24H198L197 23V25L195 24V27H194V29L195 30H197L196 32L198 33V30H199V32L200 33H198V35L200 34L201 36H204V38L205 39H208L209 38V36H210V34L207 32V34H206V30L207 29H205ZM213 28V27H212ZM57 29V28H56ZM192 29V28H191ZM191 30L190 31V35L191 36H194V33H196V32H194L195 30ZM214 30H215V28H213ZM222 28L219 26V29H216V30H221ZM259 29V30H258ZM55 30V29H54ZM188 30V29H187ZM186 30V31H187ZM34 31V30H33ZM52 31V30H51ZM222 31V30H221ZM56 32V31H55ZM181 32V31H180ZM191 32H194V33H191ZM224 32V31H223ZM203 35H202V34ZM29 34H31V33H29ZM28 34V35H29ZM39 34V33H38ZM216 34V33H215ZM257 34V35H258ZM35 35H37V34H35ZM54 35V34H53ZM62 35V37L63 38H66L67 37V40L68 41H66V40H64L67 44H70L71 42H76V41H79L80 39H78L77 38V36H74V33H70V34H68L67 36H65L64 37V35L63 34H60V35H57V36H48V38L46 39L47 40V44L49 45V47H50V49H52V48H56L57 46H59L58 45V43L60 42L59 40H58V36H61ZM103 36H97V43H99L100 44V46H101V49H100V51L99 52H101V54H103L104 56H106L108 59H113V61H103V62H101V65L100 64H96L95 62L94 63H92V61H87V60H85V59H82L83 57H81V56H79L78 54H73V53H71V52H68L67 51V55H63V57H57L56 56V53H57V50H55V49H52V50H48L49 49V47H48V49L47 50H45L44 52H43V54H42V58H38V57H36L35 56V54H34V56H33V59H34V61L36 62V60L37 59H40V60H37V61H40V62H43V63H38L37 64V66L39 67V68H41L42 69V67H46V68H51V67H55V66H58L61 70L60 71H67L68 73H72L71 71H78V72H81L82 73V75H83V73L84 74H87L88 73V71H84V70H82L80 67H81V65H82V67L84 68V69H86V70H89V71H91L90 69H88L87 67H86V65H90L91 66V68H93V69H95V70H98V69H100L101 71H102V74H106V76H107V78L108 79H112V78H115L116 77V80H115V82H111V83H108L106 86H104V88H106V90H107V92H111V89H113L114 91L113 92H115V93H120V91L122 92V93H124V94H133V93H136V92H138V91H140L139 89H140V84H141V76L143 75V73H142V70H141V65L142 64H140L139 62H137L136 61V58H134L131 54H129V53H127V51H126V43H124L125 45H124V48L122 49V47H121V45L119 44V41H117V43H118V48L113 44V40H112V37H111V35H110V33L108 34V35H106V34H102ZM199 35V36H200ZM205 35H208V37H205ZM38 38H39V35L37 36ZM212 36H210V38H211ZM36 38V37H35ZM171 38V37H170ZM203 38V37H202ZM214 38V37H213ZM39 39H41V37L39 38ZM144 39V38H143ZM147 39H148V37H147ZM161 39V38H160ZM149 40H150V38H149ZM168 40V39H167ZM39 41V40H38ZM147 41V40H146ZM174 41V40H173ZM173 41H171V42H173ZM186 41H188V43H189V45L191 46H194V45H196L195 44V39H193V41L192 40H186ZM129 42H130V40H129ZM179 42H181V40L179 41ZM151 43V42H150ZM183 43V42H182ZM147 44H148V42H147ZM177 44H179V43H177ZM151 45V44H150ZM198 45V44H197ZM213 45V44H212ZM173 46V45H172ZM174 46H176V45H174ZM183 46H187L186 44L184 45L183 44ZM145 47V46H144ZM152 46H150L149 48H151ZM171 47V46H170ZM177 47V46H176ZM182 47V46H181ZM143 48V47H142ZM172 48H174V47H171V50L170 51H172ZM179 48V47H178ZM177 48V49H178ZM206 49H208L207 47H205ZM211 48V47H210ZM183 49H186V48H184L183 47ZM199 49V48H198ZM153 50V49H152ZM158 50H163L162 48L161 49H158ZM202 50V49H201ZM205 50V49H204ZM210 50V49H209ZM140 50H138L137 52H139ZM144 51V50H143ZM165 51H166V49H165ZM169 50H167V52H168ZM174 51V50H173ZM178 51V50H177ZM179 51H181L180 49H179ZM182 51H184V50H182ZM186 51V50H185ZM185 51L184 52H181L182 54L183 53H185ZM193 51H195V50H193ZM135 52V51H134ZM152 52V51H151ZM157 52H159L158 54H160V52L161 53H163L162 51H157ZM210 52H211V50H210ZM147 53V52H146ZM145 53V54H146ZM186 53H187V51H186ZM186 53H185V55H186ZM200 53H202V52H200ZM165 54V53H164ZM191 54V53H190ZM199 54V53H198ZM197 54V55H198ZM161 55V54H160ZM184 55V54H183ZM182 55V58H184L185 56H183ZM200 55V54H199ZM198 55V56H199ZM205 55V53L204 54H201V56L203 57V59H204V57H206V55H208V53H206V55ZM153 56H155V55H153ZM158 56V55H157ZM162 56V55H161ZM168 56H169V54H168ZM173 57L174 56V54L172 55V53L170 52V57ZM181 56V55H180ZM201 56H199V59H202V57ZM210 57H212L211 55H209ZM209 56H207V57H209ZM159 57V56H158ZM171 57V58H172ZM188 57V56H187ZM162 58V57H161ZM170 58V59H171ZM174 58V57H173ZM172 58V59H173ZM168 59H169V57H168ZM176 60L175 61H177V58H175ZM185 59H188L189 60V57L188 58H186L185 57ZM2 60V59H1ZM128 60V61H127ZM163 60H164V58H163ZM166 60V59H165ZM187 60V61H188ZM114 61H116V62H114ZM169 61V60H168ZM172 61H174V59L172 60ZM80 62H81V64H80ZM166 62H167V60H166ZM170 62V61H169ZM182 62V61H181ZM92 63V64H91ZM175 68H177V66L176 65H174L175 64V62L174 63H172V62H170ZM199 63H201V61L199 62ZM211 63V62H210ZM210 63L209 64H207V65H209V66H211L210 65ZM84 64V65H83ZM154 64V63H153ZM176 64L178 65V61L176 62ZM185 63H183V65H184ZM187 64V63H186ZM186 64H185V67H189V65L188 66H186ZM156 65V64H155ZM166 65H170V64H167L166 63ZM166 65L164 66L163 65V67L165 68L166 67ZM179 65H182L181 63H179ZM198 65H203V66H206V65H204V64H198ZM167 66V67H168ZM206 67V68H211V67ZM214 66V65H213ZM166 67V68H167ZM169 67H171V66H169ZM197 67V66H196ZM24 68V67H23ZM153 68V67H152ZM205 68V70H207ZM215 68V67H214ZM1 69V68H0ZM25 69V68H24ZM24 69L22 70V68H21V70L22 71H24ZM179 69H184V67L183 68H179ZM178 69V70H179ZM201 69H204V67H200V71H201ZM17 70H19V71H21L20 69H19V67L17 68ZM25 70H29V69H25ZM161 70V69H160ZM159 70V71H160ZM185 70V69H184ZM214 70H216V69H214ZM218 70V69H217ZM1 71H2V69H1ZM40 71V70H39ZM155 71V70H154ZM187 71V70H186ZM219 71V70H218ZM218 71H216V72H218ZM10 72H12V71H10ZM156 72V71H155ZM192 72V71H191ZM204 72V71H203ZM203 72L201 71V73L197 76V78L195 77V76H192V75H186V74H184L183 73V75H185L184 77H183V75L182 74H178V75H176V77L178 76V77H180L181 76V78L180 79H182L183 80V78H185L186 76H189V79H188V77L186 78V79H188V82H189V80L191 79V78H193V77H195L196 79H194L193 81H191V82H193V83H189L190 84V86H192L193 84H194V82L196 83V80H198L199 79V77L201 78V80H199V81H197L198 82V85L197 84H194V86L195 87H193V90L195 89V90H197V92L201 95V93H200V90H198L200 87H201V84L200 83H202V81H203V83H205L206 82V78H207V86L206 87H208L209 86V88L210 89H208V88H205V85H202L203 86V89H201V90H204V89H206L207 91L206 92H208V93H211L212 91V88L213 87H215V85L217 86V84H215V83H213L212 82V79H213V77H210L209 75H207L206 73H205V75L207 76V77H205V75L203 74ZM205 72H207V71H205ZM220 72V71H219ZM6 73H8V71H6ZM40 73H42V72H40ZM92 73V72H91ZM198 72H196L195 71V73L194 74H197ZM226 73V72H225ZM8 74H10L11 75V73H8ZM7 74V75H8ZM34 74H37V73H35L34 72ZM45 74V73H44ZM96 74H99V73H96ZM159 74H161V72L159 73ZM221 74V73H220ZM219 74V77L218 78H221V75ZM229 74V73H228ZM227 74V75H228ZM30 75H32V74H30ZM41 75V74H40ZM39 75V76H40ZM47 75V74H46ZM46 75H44V77H46ZM58 75V74H57ZM93 75V74H92ZM226 75V74H225ZM226 75V76H227ZM231 75V74H230ZM236 75V74H235ZM36 76L37 75H35V76H30L28 79H30L29 80V82H28V80H27V77H25L26 78V80H27V84H26V80H24V78L22 79V80H24V82H25V84H24V82H22V80L20 81V83H16V82H18L17 80H16V82L15 81H13L15 84H22L23 85V87L24 86H26V89H29L30 91V94L31 95H33V97H27V99H24V97L23 96H20L19 95V97L18 96H9V95H5V96H2V91H3V89L5 88V80L4 79H0V82L2 83H5L4 85V87L3 88H0V90L2 89V91H0V98H2V99H0V118L2 117V116H4V115H6V114H9V115H12L14 118H13V121L15 122L16 121V127L14 126V125H10L11 127H9V125H0V145H2V147H8L7 149H1V151L0 152H2V153H0V176L1 177H4V176H6V175H8V177H12V175L13 174H15V177H13L12 178V180L14 179V178H17V181H19V183H22L21 182V177H23L24 179L26 178L27 180L28 179H30V182H31V180H38V183H40V184H43V185H47L48 184V187L50 188V189H55L56 190V194H58V192H63V191H65L66 189H69V187H73L72 189H74V190H76V191H72L71 189H69L70 191H72V192H70L69 191V194L68 193H66L65 195H66V198L69 196V199L68 200H64V201H66V202H64V201H62V203H60V204H63V206L62 207H65L64 206V203H66L65 205H68L69 204V202L68 201H70V205L71 204H73L74 203V205H77V206H75V207H78V208H76V210L78 211L77 212V215H73V213H72V215L70 214L69 215V213H71V212H65V213H62L61 214V216H62V218H61V220H59L58 219V225H59V227L58 226H56V228H58L57 229V231L58 232H56V229H55V225H57L55 222H53V223H55L53 226H51L54 230H49V233H51V235H52V233H54V235H57L56 236V239H55V241H53V242H56V244L54 245V248H52V249H50L51 248V246H53V244L50 246V244L48 243V240H47V242H43V243H41V244H39V245H34V244H36V243H34V236H36V229L34 230V231H32V229H30L31 231L29 232V236H28V238L26 239L24 236H23V238H25V240L23 241L22 240V235H19V237L20 238H18V239H16L15 240V238H13L12 236L10 237V235H14V233H16L15 231H14V229H13V224H14V220H13V224H12V229H13V231L11 230H8V228L9 227H0V264H202V263H200V260H202V257L204 256V258H206L205 257V255L207 256V254H208V252L206 253V254H204L202 257L201 256H198V254L197 255H195V253L194 254H192V253H189V248H190V245L189 244H187L188 243V241H187V243L186 244H183L184 242H182L181 243V238H182V236H183V238L185 237L184 235H186L187 233H188V231L190 230V228H193V231L195 232V234L197 233V228H199L200 227V221H201V219L199 218V214H196V212H195V207H193L194 205L196 206L197 204H198V201H197V204H196V202L195 201H193V202H191L192 204L190 205V201H192V200H190V196H188V195H192V196H194L195 195V197H196V199H197V195H196V193H197V190L195 191V189H194V187L196 186V182H194V185H190L191 186V188H193V192L190 194V192H188V190H189V183H187L186 185H185V182H184V185H182L181 184V187L179 186V184H177L176 185V183H175V180H174V177L171 175V172H172V170H174V164L176 163V162H178V163H176V165L177 164H179L180 163V159L178 160L177 158H175V162H173L174 164H173V167H172V164L171 165H169L170 163H172V162H170L171 161V159L169 158L170 157V153H172L173 152V150H171V151H169V150H167V149H164V148H162V141H163V144L164 143H166V141L168 140V137L166 136V138L167 139H165V137L164 138H160V137H158L157 136V139H158V141H159V139H161L159 142H158V144L155 142V141H157L156 140V138L155 137H153V139H151V137H149L148 135H147V137H146V139L144 138L145 136H142V133L144 134V132H142V133H138L139 132V130L137 131V133L138 134H135V133H131L130 131H131V129L130 128H128L127 129V127H126V130L123 128V127H125L126 125H128L127 123H126V125L125 126H123L124 124H123V122H122V124L119 122V121H121V120H119V121H115L117 124H118V122L121 124H118V125H120V126H118L117 124V126H115V124H114V120L113 119H115L116 118V116H115V118H113L112 117V120L113 121H111V120H109L108 118H109V116H107L108 114H110V112H115L114 110H116V112H115V114H113L112 115V113H111V115L112 116H114V115H116V113H117V109H115V108H113L115 105H113V106H111L110 104V101L108 102V100L109 99H111V97H109V96H111V95H113V94H110V95H108L107 97H108V100H106V96L105 95H103V96H105L104 98V101L106 102H104L103 100V102L102 101H100L101 100V98H97L96 96V98L95 99H93L96 103H98L99 101L100 102H102L103 103V106L105 107L106 105L107 106H110V108L107 110L108 112H109V110L110 109H112V111H110L107 115L105 114V115H103L100 111V107H102L101 106V103H98V104H96L94 101H92V97L93 96H90V94H89V88L87 89L86 87L87 86H89V87H91V88H93L91 85H87V84H89V83H87L86 81V85H85V82H83V84H82V87L83 88H86L87 90L84 92V90L85 89H83L82 87V89H79L80 88V86L77 88L76 86L75 87H73L72 86V84H68V83H60V81H62L63 80V78L62 77H64V76H59V77H53V76H51L50 74H48V76H47V80H48V78H50L51 77V79H49V82H48V84H47V82L45 83V84H47V85H49L50 83V85L51 86H53L55 89H61V88H57L58 86H59V84L61 85V86H64L65 84L66 85H68V86H66L67 87V89L69 90L70 89V86L73 88V91L75 90V89H79V90H81L79 93H81V94H83V95H89V97L87 98L86 97V95L83 97L81 94H79L78 92H77V90L75 91L78 95H76V93L74 94H71V91L69 92V94H71L72 96H71V98L73 99L72 101H80L81 99H83V100H81L80 102L82 103V107L83 106H85L84 104L85 103H83V101H85L84 99H88L87 101H88V103L89 102H93V109H96L95 107H98V111H99V113L102 115V116H107L108 118H104V117H100V118H102V119H100V120H98L97 122H95V123H98V122H102V126H99V124L100 123H98L97 125H98V127H95V126H97L96 124H94V123H90L89 121H91L92 119L91 118H93L92 117V115L90 114V113H93V110H92V106L91 105H87L86 104V106H87V110L88 111H86V109H85V113L86 112H90L89 114H88V116L86 115V117L85 118H83L82 120V122L78 125V128L76 129V126L74 125V123H73V125H71L70 127L72 128L73 127V129H76V130H74L76 133H75V139H77V140H74V141H77L78 143H76V145H74L73 147V150L72 151H70L71 149L69 148V146H65V145H63V140H65V138H66V135L64 134V135H61V132H59V130L60 129H58V124L61 122L62 123V118H64V117H66L67 115H69V117L70 116H72L74 113H76V112H78L79 110V108L81 107L80 105H79V103H77L76 102V104L74 103V102H72L71 101V105H69L68 103H66V102H64L63 101V103H61V104H57L56 105V103H55V100H54V96L53 97H51V96H48V95H38L39 93H41V92H44L46 89H47V87H51V86H44L45 84H43V82H40V81H43L45 78H43V80H42V77H41V79H40V77L38 78V76H37V78L38 79H36L37 80V82H35V78H36ZM167 76V74L164 76V77H166ZM171 77H174V74H172L171 73V75H170ZM191 76V77H190ZM232 76V75H231ZM52 77H53V79L55 78V80L56 79H58V80H56V82L57 83H59L58 85H55V84H57L54 80L51 82L50 80H52ZM176 77H174V78H176ZM205 77V79H203ZM228 77H229V75H228ZM234 77V76H233ZM257 77V76H256ZM0 78H1V76H0ZM60 78H62V80L60 79ZM65 78V77H64ZM66 78H68V77H66ZM95 78V77H94ZM167 78V77H166ZM208 78H209V80H211V82L208 80ZM217 78V77H216ZM259 78V77H258ZM19 79H21V78H19ZM107 79V82L109 81ZM186 79H184V81L186 80ZM203 79V80H202ZM232 79V78H231ZM230 79V80H231ZM38 80H40L39 82H38ZM46 80V79H45ZM66 80H68V79H66ZM66 80H64V81H66ZM82 80V79H81ZM80 80V81H81ZM192 80V79H191ZM221 80H223V77L221 78ZM31 81V82H30ZM32 81H34V83H39L37 86H39L40 88H42V89H44V88H46V89H44L43 91H40L39 92V88L36 86V85H34V83H32ZM63 81V82H64ZM96 81H100V82H103L104 81V79L103 78H99V77H97V80ZM177 81V80H176ZM178 81H179V79H178ZM205 81V82H204ZM232 81V80H231ZM22 82V83H21ZM66 82H70V80L69 81H66ZM90 82L92 83V82H94V79H93V77H92V79H90ZM180 82L182 83L183 81H181L180 80ZM179 82V83H180ZM186 82V81H185ZM221 82V81H220ZM219 81H218V85L219 86H223V85H221V83H220ZM29 83H30V85L32 86H34L35 88H30V85H29ZM32 83V84H31ZM174 83H175V80H174ZM180 83V84H181ZM217 83V82H216ZM220 83V84H219ZM260 83H261V81H260ZM43 84V85H42ZM53 84V85H52ZM78 84H81V83H78ZM153 84H156V83H153ZM157 84H158V81H157ZM157 84H156V86H157ZM176 84V83H175ZM183 84V83H182ZM187 83H184V88L185 87H189V84H187ZM209 84H211V85H213V86H211V85H209ZM215 84V85H214ZM222 84H223V82H222ZM228 84L232 87V85L234 86V87H236L235 86V81H232V82H228ZM21 85V86H22ZM27 85H28V87L29 88H27ZM40 85H42V87L40 86ZM74 85V84H73ZM77 85V84H76ZM161 85V84H160ZM169 85V84H168ZM172 85V84H171ZM177 85V84H176ZM196 85H197V87H196ZM14 86H16L17 87V85H14ZM84 86H86V87H84ZM179 86V84L176 86V88ZM181 86V85H180ZM183 86H181V87H183ZM219 86H217L215 89L217 90V88H218V90L216 91V92H212V94H213V96H212V94L210 95H206L205 96V99H203L204 98V95H201V96H203L202 98H201V96L199 97L200 99H203V101L205 100L206 102V104L208 103V100L211 102V97L210 96H212V98L214 99V101H212V103H213V109H215V110H213V112H212V110H209L210 111V114H211V116L212 117H214V115L213 114H217V116H216V118H218L220 115V117L218 118V119H215L216 121H217V123L215 122V121H212V118H211V120H209V123L212 121L213 122V124H216V126H217V124L220 122V124H219V128H220V132H221V129H223L224 130V128L225 127H227V130H229L230 129V126H231V124H232V126H234V123H235V126H234V128L231 126V129L230 130H232L233 129V131L234 132H238V131H241V130H244V127H245V125H242V124H246V122L245 121H247V120H243V118L245 119H248L249 120V122L251 123V125H254L255 123H253V120H251V118H247V116H244L243 115V112L245 111V108H244V106L242 107L241 106V103H243V100L242 99H240L239 101H237V99L235 98V93L232 91L231 93L230 92H225L223 89H225L224 87L225 86H223V88L221 89V88H219ZM16 87H13L12 85H11V92H12V95H13V93L14 92H16ZM44 87V88H43ZM69 87V88H68ZM160 86H158V88H159ZM171 88L169 89V91L170 90H172L173 91V89H174V85H173V88H172V86H170ZM180 87V88H181ZM62 88H64V87H62ZM6 89V92L9 90V87L8 88H5ZM13 89L15 90L14 92H13ZM34 89V90H33ZM36 89V90H35ZM51 89V88H50ZM64 89H66V88H64ZM64 89H62V90H64ZM66 89V90H67ZM154 89V88H153ZM182 89V88H181ZM181 89H175V92L177 93V91H179V93L181 94V92L182 91H180ZM214 89V88H213ZM214 89V90H215ZM236 89V88H235ZM18 90V89H17ZM32 90V91H31ZM52 90V89H51ZM66 90H64V91H66ZM67 90V91H68ZM78 90V91H79ZM156 90H157V88H156ZM194 90V91H195ZM211 91V92H209V91ZM213 90V91H214ZM224 92H223V91ZM20 90H18V92H19ZM33 91H35V92H37L36 94L35 93H33ZM47 91V90H46ZM63 91V92H64ZM66 91V92H67ZM155 91V90H154ZM158 91V94H156V95H159V94H161L160 92H162L163 93V91H164V93L166 94V97L167 98H169L170 99V97H171V93L170 92H172V91H170L169 92V94L168 93H166V90H164L163 88H162V91H161V89H159V90H157ZM205 91V90H204ZM61 92V91H60ZM63 92H61L62 94H63V96L64 95H66L67 97H69L68 96V94H65V93H63ZM86 92H88V94L86 93ZM168 92V91H167ZM174 92V93H175ZM196 92V91H195ZM206 92L204 93V94H206ZM20 93V92H19ZM19 93H15V94H19ZM106 93V92H105ZM157 93V92H156ZM163 93V94H164ZM175 93V94H176ZM187 92L185 91L184 93L182 92V96L183 95H186V97L187 98H185L184 96H183V98L181 97V95H180V97H178V98H181V99H183V100H181L182 102L180 103V105L179 104H177V103H179L180 101V99L178 100L179 102H177V100L175 101L174 100V98H171L172 99V101L170 100V102H173V103H175L176 102V104L175 105H179L178 107H180L182 110H183V105H185V106H187V105H190L189 107L187 106V107H184V114H186V113H188V115H189V113H191L189 116H187V117H189V118H187V120L189 119V120H191L192 121V119L191 118H193V120H195L194 122L196 123V121L197 122H199L198 120H197V118L195 117V116H197L198 114H201L199 111H201L202 109L201 108H199V107H203V105L201 106V105H199V104H201L200 102H197L198 101V99H196L194 96V93H193V95L194 96H190L192 93H190V95H189V93H187ZM198 93H196V95H198ZM207 93V94H208ZM224 93V94H223ZM7 94H10V93H8L7 92ZM93 94V93H92ZM91 94V95H92ZM104 94V93H103ZM121 94V93H120ZM178 94V93H177ZM215 94H217V95H215ZM221 94H223V95H221ZM227 96H226V95ZM35 95V96H34ZM36 95H38V96H40V97H38V96H36ZM74 95H76L77 96V99L75 98V96ZM82 97H81V96ZM162 95V94H161ZM179 95V94H178ZM224 95H225V97L228 99L227 100V102H224V101H226V100H224L223 102H221V100H218L219 98H225L224 97ZM2 96V97H1ZM163 96V95H162ZM168 96H170V97H168ZM199 96V95H198ZM217 96V97H216ZM221 96V97H220ZM39 98V99H37V98ZM81 98L80 100H79V98ZM100 97V96H99ZM190 97V98H189ZM192 97V98H191ZM134 98V97H133ZM162 98H164V100L166 99V101L167 100H169V99H167V98H165L164 96L162 97ZM185 98V99H184ZM207 98H209V99H207ZM217 98V99H216ZM225 98V99H226ZM187 99V101H186V103L185 104H182L183 102H184V100H186ZM194 99H196V100H194ZM117 98H116V100H114V101H116L117 102ZM163 100V99H162ZM192 100H194V104L196 105V106H193L192 104H190L191 102L190 101H192ZM216 100H218V101H216ZM229 100H231V102H229ZM190 103H189V102ZM195 101H196V103H195ZM107 102H108V104H107ZM169 102V101H168ZM187 102L189 103V104H187ZM193 102V101H192ZM214 102H218V103H220L219 105H217L218 103H215L214 104ZM230 104H229V103ZM58 103V102H57ZM80 103V104H81ZM94 103H95V105L96 106H94ZM114 103V102H113ZM197 103H199V104H197ZM246 103V102H245ZM75 104V105H74ZM106 104V105H105ZM121 105H123V103H120ZM205 104V105H206ZM221 104H223V105H221ZM224 104H228L227 106L228 107H230L231 108V110H230V108H228L227 106L225 107L226 109V111H229V113H231V116L229 115V113L228 112H226V111H224L226 114H227V116L223 113V110L222 109H224V108H222L221 109V107L223 106H225ZM78 105H79V107H78ZM120 105V106H121ZM215 105H217V106H215ZM221 105V106H220ZM91 106V108H90V111H89V109H88V107H90ZM117 106V105H116ZM124 106V105H123ZM123 106L122 107H118L120 110H122V112H126L124 109H126V108H123ZM182 106V107H181ZM197 106H199V107H197ZM207 106V108H212V106L210 105V107H209V104L208 105H206ZM81 107V108H82ZM103 107V108H104ZM112 107V108H111ZM126 107V106H125ZM129 107V106H128ZM195 107H197V108H199V109H201V110H199V111H197V110H195L196 112V114L194 113V111L192 110V109H194ZM217 107H218V111L219 112H221V114L220 113H216L217 112ZM122 108V109H121ZM185 108L187 109H191L192 111L190 112H187L188 111V109H187V111L185 110ZM242 108H244V109H242ZM83 109V108H82ZM180 109V110H181ZM189 109V110H190ZM229 109V110H228ZM120 110L118 111V116H119V118L120 117H122L121 115H122V113H120ZM126 110H129V109H126ZM203 110H205V109H203ZM244 110V111H243ZM82 111V110H81ZM130 111V110H129ZM138 111V110H137ZM216 111V112H215ZM102 112H103V109H102ZM139 112V111H138ZM186 112V113H185ZM197 112H199V113H197ZM203 112L204 111H202V115H200V117L202 118L203 117V119H201V124L200 123H198V124H196V126L197 127H199L200 128V126H201V128H203V126H204V124H206L204 121L205 120H207V119H205L204 120V117H207L205 114L208 112V110H207V112H206V110H205V114H204V116H203ZM212 112V113H211ZM234 112V113H233ZM237 112H239V114H237ZM98 113V112H97ZM107 113V112H106ZM119 113H120V115H119ZM126 113H128V112H126ZM195 114V116L193 115V114ZM222 113H223V115H225L224 117L225 118H222L224 121H223V124L225 125L224 127L223 126H220L221 124H222V120H221V117L223 116L222 115ZM130 114V113H129ZM175 114V113H174ZM219 114V115H218ZM233 114V115H232ZM235 114H237V115H239V118L241 117V116H243V118H242V122H241V124H238V125H236L237 123H239L240 121V119L239 120H237L236 118H235V122H232V121H234V118L233 117H235L236 115ZM64 115V116H63ZM90 115V116H89ZM98 115V114H97ZM139 115H141V114H139ZM171 115V114H170ZM177 115H179V113H176V116ZM187 115V114H186ZM185 115V116H186ZM193 117H192V116ZM7 116V115H6ZM100 116V115H99ZM98 116V117H99ZM118 116H117V118H118ZM124 117H126V116H128L127 114H125L124 113V115H123ZM142 116V115H141ZM229 116V117H228ZM68 116H67V118H69ZM129 117V116H128ZM195 117V118H194ZM209 117V116H208ZM207 117V118H208ZM228 117V118H227ZM11 118V117H10ZM67 118H64V120L65 119H67ZM96 118V117H95ZM118 118V119H119ZM183 118V117H182ZM229 119V120H227V119ZM231 118H232V120H231ZM253 118V117H252ZM91 119V120H90ZM94 119V118H93ZM110 119H111V117H110ZM117 119V120H118ZM122 120L124 119V118H121ZM126 119H124L123 121H125ZM128 120V119H127ZM158 120H160V118L158 119ZM204 120V121H203ZM221 120V121H220ZM257 120H260V119H257ZM110 121L111 122H113V123H110ZM143 121H145V119L143 120ZM191 121H188V123L190 122L191 123ZM227 121H229V122H227ZM261 121V120H260ZM65 122H68V121H64L63 123H65ZM75 123H76V121H74ZM193 122V125L195 126V123ZM204 122V123H203ZM207 122V121H206ZM232 122V123H231ZM249 122H247V123H249ZM258 123H256L257 125H260L259 123V121H257ZM60 123V125H63L64 126V124L62 123L61 124ZM90 123V124H89ZM145 123H147L146 121H145ZM186 124H187V121L185 122ZM189 123V124H190ZM208 123V122H207ZM208 123V124H209ZM253 123V124H252ZM17 124H18V126H17ZM109 124L111 125V126H109ZM142 124V123H141ZM151 124V123H150ZM150 124H148L147 123V125H144L143 127H142V129H146V131H145V133L147 134V132H148V130H147V127L146 126H149V127H152V126H150ZM212 123L211 124H209V125H207L209 128L213 125ZM255 124V125H256ZM261 124H263L262 122H261ZM59 125V126H60ZM77 125V124H76ZM89 125H92V127H94V128H90L91 126H89ZM93 125H95V126H93ZM113 125H114V127H113ZM166 125H167V123H166ZM200 125V126H199ZM13 126V127H12ZM36 126H38V127H36ZM74 126H75V128H74ZM123 126V127H122ZM168 126V125H167ZM191 126V125H190ZM194 126H192V127H194ZM206 126V128H205V131L207 130V127ZM216 126H213L214 128H216ZM237 126V127H236ZM239 126H241V129H240V127ZM247 126V128H245V129H247L248 130V128L252 131L253 130V128H250V127H255V126H250V124L249 125H246ZM248 126H250V127H248ZM261 126V125H260ZM38 128L37 130H35V129H32L31 131H29V132H27V129L28 128ZM55 127L57 128V130L55 129ZM189 127V126H188ZM217 127V128H218ZM221 127H223V128H221ZM64 128H65V130H66V127L64 126ZM191 127H189V129H190ZM194 128H196V127H194ZM200 128V129H201ZM212 128V127H211ZM216 128V129H217ZM218 128V129H219ZM243 128V129H242ZM68 129H70V128H68ZM153 129V128H152ZM155 129V128H154ZM213 129V128H212ZM72 130V129H71ZM222 130V131H223ZM236 130H238V131H236ZM32 131H34V132H32ZM55 132V131H57L56 133H58V135H52L51 133L52 132ZM73 131V130H72ZM158 131V130H157ZM189 131V130H188ZM244 131H246V130H244ZM50 132V133H49ZM66 132H67V135H68V137H69V130H66ZM96 133L95 134V136H93V133ZM165 132V131H164ZM195 132V131H194ZM198 132H199V130H198ZM201 132H203V131H201ZM210 132V131H209ZM213 132H215V131H213ZM231 132V131H230ZM4 133V134H3ZM59 133H60V135H59ZM153 133H156V135L158 134V133H160V132H156V131H153ZM169 133H171V132H169ZM207 133V132H206ZM205 133V134H206ZM224 133V132H223ZM10 134V135H9ZM28 134V135H27ZM74 134V133H73ZM146 134H144V135H146ZM149 134V133H148ZM161 134V133H160ZM160 134H158V135H160ZM193 134V133H192ZM201 134V133H200ZM199 133H197L196 134V138L198 139H200V137H198L199 135H200ZM210 134H212L211 136L212 137H215V136H217V135H215V136H213V133H210ZM222 134V132L220 133V135ZM226 134V133H225ZM5 135H7V136H5ZM9 135V136H8ZM71 135V134H70ZM139 135H141V137L139 136ZM169 135V134H168ZM171 135V134H170ZM169 135V136H170ZM173 135L175 136V134L173 133ZM173 135L171 136V137H173ZM198 135V136H197ZM251 135V134H250ZM55 136H57L56 138H57V142H55L56 140H53V139H55L54 137ZM72 136V135H71ZM70 136V137H71ZM205 136V135H204ZM225 136V135H224ZM230 136H233V134H231ZM243 136V135H242ZM5 137H7V139H5ZM74 137V136H73ZM72 137V138H73ZM244 137H245V139H246V141H244L245 139H243V141L242 142H247L248 140H247V138H249V137H247V136H245L244 135ZM251 137V136H250ZM71 138V139H72ZM221 139L223 142H224V140L223 139H225V138H223L222 139V137H218V139ZM235 138V137H234ZM115 139V140H114ZM171 139V138H170ZM196 139V140H197ZM219 139V140H220ZM6 140H8L9 142L7 143V145H6ZM67 140L68 141H70L68 138H67ZM73 140H71V141H73ZM92 140H95L97 143L96 144H94V142L92 141ZM117 140V141H116ZM193 140H195V139H193ZM211 140H213V139H211ZM214 140H217V138L216 139H214ZM218 140V141H219ZM226 140H228V139H226ZM4 141H6V142H4ZM26 141H30V142H33V141H35V143H34V146H31V145H29V143H27ZM36 141H38V143L36 144ZM62 143H61V142ZM112 141V142H111ZM113 141H115L116 142V144L118 145V147L116 146V145H114L113 146V149H114V147L116 146V148H117V150H119V147H120V150L119 151H116V148H115V150H112V149H109V147H110V143H108V142H111V143H113ZM200 141V140H199ZM3 142L5 143V145L3 144ZM55 142V143H54ZM93 142V143H92ZM188 142V141H187ZM197 142V141H196ZM228 142H229V140H228ZM80 143V144H79ZM108 143V145H106ZM208 143V142H207ZM248 143H250V142H248ZM33 144V143H32ZM36 144V145H35ZM189 144V143H188ZM203 144L204 143H202V146H203ZM215 144V143H214ZM225 144V143H224ZM63 145V146H62ZM112 145V144H111ZM161 145V147H158V146H160ZM26 146V147H25ZM167 146H171V144L170 145H168L167 144ZM223 147H225L224 145H222ZM228 146V145H227ZM95 147H97L98 149H95ZM99 147H101L100 149H99ZM102 147L104 148V149H102ZM165 147V146H164ZM191 147V146H190ZM200 147V146H199ZM211 147L212 148H209V153L212 151H214V149H213V146L211 145ZM63 148V149H62ZM111 148V147H110ZM202 148V147H201ZM200 148V149H201ZM206 149H207V146L205 147ZM215 148V147H214ZM220 148H221V146H220ZM238 148L240 149L241 148V146L239 147L238 146ZM245 148H247L248 149V147H245ZM245 148H241L242 150L243 149H245ZM37 149L39 150V151H37ZM170 149V148H169ZM211 149V150H210ZM217 149H219V148H217ZM223 149V148H222ZM235 149V148H234ZM239 149H236V150H239ZM240 149V150H241ZM188 150V149H187ZM205 150V149H204ZM225 150V149H224ZM223 150V151H224ZM241 150V153L242 154H244V153H246V152H244L245 150H243L242 151ZM190 151L192 152L193 150H191L190 149ZM208 151V150H207ZM222 151V153H224ZM170 152V153H169ZM230 152V151H229ZM235 152V151H234ZM174 153H176L177 154V152H175L174 151ZM197 153H198V151H197ZM203 153V152H202ZM201 152L199 153V155L200 154H202ZM215 153H217V151L215 152L214 151V153H211V154H213V157L214 156H217V154H215ZM225 153H227V152H225ZM240 153V154H241ZM170 154V155H169ZM215 154V155H214ZM228 154V153H227ZM234 154V155H233ZM248 154H250L249 152H248ZM172 155H175V154H172ZM185 155V154H184ZM204 155L206 156V154L204 153ZM220 153H219V155H218V157L219 158H221L220 157ZM232 155L233 156H235L236 157V159L238 160H235V161H233L234 163H235V165H237L236 167L238 168V169H235L236 171H237V174H240V170H239V168H240V166L241 165H243V163H245V162H248V161H245L246 159H245V157H243L242 155H240V159H243V160H241L240 161V159H238L239 158V156H238V153L237 152H235V153H232ZM246 155V154H245ZM179 155H177V157H178ZM247 157L248 156H250V155H246ZM168 159H167V158ZM209 157V156H208ZM217 157V158H218ZM230 158H231V156H229ZM180 158V157H179ZM203 158H205V157H203ZM202 158V159H203ZM212 158V157H211ZM249 158V157H248ZM165 159V160H164ZM207 158H205L204 160H206ZM213 159V158H212ZM245 159V160H244ZM194 160V161H193ZM208 160V159H207ZM206 160V161H207ZM219 160H221V159H219ZM185 161H188V159H187V157H186V159H185ZM192 161L193 162H198L197 161V159H192ZM206 161H204V162H202V166H204L205 164H206ZM227 163L226 164H222L221 162H219V164H222L221 166H222V172H224V178H225V180H224V182L225 181H228L229 179V177H228V174H229V172L231 173V171L232 170H234V169H230V170H228V168L230 167H224V166H227L228 164H230V163H232V161L230 162H228L227 160H225ZM225 161H224V163H225ZM243 161H245V162H243ZM167 162H170V163H167ZM181 162H183V161H181ZM204 163V164H203ZM236 163H240V164H236ZM180 164H182V163H180ZM179 164V166H181ZM209 163H207V165H205V167L207 166L208 168L211 166L210 164V166L208 165ZM58 165L60 166L61 165V169H62V171L61 170H59V171H61V174H59V175H57V174H55V171L57 172L58 170H57V168H58ZM198 165V164H197ZM224 165V166H223ZM240 165V166H239ZM264 165V164H263ZM216 166V165H215ZM231 166H233V167H231V168H235L234 167V164L232 165L231 164ZM14 167V168H13ZM140 167V168H139ZM214 167V166H213ZM212 167V168H213ZM219 167V166H218ZM249 167H252V165L251 166H249ZM11 168H13V170H14V172L15 173H11V172H13L12 171V169ZM173 168V169H172ZM175 168H178V166H175ZM212 168H209L210 170L208 171L209 173L212 171ZM217 168V167H216ZM242 168V167H241ZM240 168V169H241ZM58 169H60V168H58ZM183 169V168H182ZM181 169V170H182ZM191 169V168H190ZM206 169V168H205ZM214 169V168H213ZM226 171H228V172H226L225 173V170ZM177 170V169H176ZM189 170V169H188ZM235 170L233 171V173H231L232 175H234V177H235ZM180 171V170H179ZM189 171H191V170H189ZM206 171H207V169H206ZM214 171H215V169H214ZM219 171V170H218ZM217 171V169H216V172H218ZM250 171V170H249ZM254 172V167H253V170H251V172ZM10 172V173H9ZM113 172H116V173H113ZM149 173V175H151V176H149V177H147V174ZM157 172H162V176H164V177H166L165 179H160L161 181H160V183H158L159 181H156V186L155 187H153V190L152 191H157L158 192V194H159V196H160V198H159V196H158V194H157V197H155L156 196V194L155 195H150V198H151V196H153L155 199V201L157 202H162L161 203V206L160 205H158V204H154V205H152V207H150V205L153 203H151L150 201L148 202V201H146V197H145V200L143 201L142 199V202H137V205L135 204V202L133 201L134 199H135V197L134 198H130L129 197V193H131L132 195H133V192H135V191H137V190H134L133 192H127L126 190H125V184L128 182V181H126L127 179H125V178H123L122 179V177H126V178H128L130 181L131 180H135V185L136 186H138L139 188H141V190L142 189H144V191H146V192H151V184L149 183L150 182V180H151V178H152V176H154V175H156V173ZM184 172H186V171H184ZM215 172V173H216ZM239 172V173H238ZM242 172H247L248 173V168H246V166L245 167H243L242 168ZM241 172V173H242ZM255 172L256 173H259V174H262V173H260V172H257L256 171V169H255ZM58 173V172H57ZM89 173H91L90 175H89V177L87 178V176H88V174ZM194 173V172H193ZM228 173V174H227ZM10 174V175H9ZM16 174H17V176H16ZM86 174H87V176H86ZM161 174V173H160ZM160 174H158V175H160ZM218 173H216L215 174V176H218L217 175ZM4 175V176H3ZM219 175H221V174H219ZM225 175H227V177H225ZM181 176V175H180ZM230 176V175H229ZM240 176V175H239ZM10 177V178H11ZM18 177H20V178H18ZM163 177V178H164ZM209 177V176H208ZM231 178H233L232 176H230ZM57 178V179H56ZM89 178H91V180L93 181L92 183H89L91 180H89ZM95 180H93V179ZM148 178H150V179H148ZM155 178H156V176H155ZM182 178V177H181ZM184 178L185 177H183L182 178V180L183 181H185L184 180ZM187 178V177H186ZM218 177H215V179H214V176H213V173H212V176L211 177H209V179H210V185H209V187H210V190L213 192V193H215L216 191H217V189H220V187L222 186L220 183H218V179H217ZM221 178V177H220ZM0 179H2V178H0ZM6 180H7V177L5 178ZM9 179V178H8ZM19 179V180H18ZM21 179V180H20ZM50 179H52V180H54L53 182H49V180ZM88 179V180H87ZM4 180V179H3ZM11 180V184H13V185H11L12 186V189L14 188L15 189V191L16 192H21V191H25V190H17L15 187L17 186V184L18 183H16V181L15 180H13L12 181ZM26 180V181H27ZM87 180V182H88V188L87 189H85V191H87V192H85L86 193V195H87V193H89V191H88V189H92V194H93V197L91 196V198H92V200H90V198H89V196H87V198H89V200L90 201H94L95 202V206L93 205V204H89V200L88 199H86L87 201H89V202H87V204H89V206L88 205H86V206H88V207H90L91 205H93V206H91V210L93 209V207H94V209L96 208V210H95V212L97 211V215L95 214V213H93V214H95L93 217H95V219H96V221L95 220H89L90 219V216L89 217H87L88 216V214L84 211H82L83 212V214L81 213V209L82 210H84L85 209V201L83 200V199H85V198H83L84 197V188L86 187L85 186V184L87 183V182H84V181H86ZM126 182H125V181ZM152 180H154V179H152ZM155 180H157V179H155ZM178 180H179V178H178ZM181 180V179H180ZM195 180V179H194ZM193 180V181H194ZM217 180V181H216ZM232 180V179H231ZM230 180V181H231ZM234 180H235V178H234ZM233 180V181H234ZM8 182H9V180H7ZM15 181V182H14ZM32 181V182H33ZM45 181H47L48 183H45ZM12 182H14V183H12ZM6 183V182H5ZM4 183V184H5ZM34 183V182H33ZM45 183V184H44ZM125 183V184H124ZM192 183V182H191ZM225 183H227V182H225ZM229 183V185H228V190H229V187H230V185H231V187L234 185V184H232V183H230V182H228ZM1 184V183H0ZM7 184V183H6ZM29 184H31V183H29ZM90 184H92V186H90ZM127 184H129V182L127 183ZM126 184V185H127ZM223 184V183H222ZM9 185V184H8ZM8 185H6V186H8ZM22 185H23V183H22ZM21 185V186H22ZM28 185V184H27ZM42 185V186H43ZM131 185H134V184H131ZM131 185L129 186V188L131 187ZM221 185V186H220ZM227 185V184H226ZM18 186H20V184L18 185ZM24 186V185H23ZM20 187V188H22V189H24V187ZM26 186V185H25ZM89 186L90 187H92V188H89ZM154 186V185H153ZM176 186H178V188L180 187V189L179 190H174L175 189V187ZM187 186V187H186ZM32 187V186H31ZM35 187H37L36 185H35ZM47 187V186H46ZM161 187H162V189H161ZM174 187V188H173ZM227 187V186H226ZM2 188V187H1ZM10 188V187H9ZM49 188H46V189H49ZM76 188V189H75ZM177 188V189H178ZM188 188V189H187ZM225 188V187H224ZM224 188H223V186H222V190H224ZM234 188V187H233ZM250 188V187H249ZM6 189H8V188H6ZM11 189V188H10ZM13 189V190H14ZM137 189V188H136ZM160 189L162 190L161 192H160ZM172 189L175 191V192H178L177 194H175V192H173L172 191ZM186 189H187V191H186ZM230 189H232V188H230ZM9 190V189H8ZM7 190V191H8ZM37 190V189H36ZM192 190V189H191ZM226 190V189H225ZM228 190H226V191H228ZM1 191H3V189L1 190L0 189V192ZM15 191H13V193H15L16 194V192ZM26 191L28 192V190H27V188H26ZM37 191H39V190H37ZM45 191V190H44ZM143 191V190H142ZM190 191V190H189ZM243 191H245V190H242V191H240L239 192V195L240 194H242L243 195ZM25 193L26 195L28 194V193ZM42 192V191H41ZM46 192V191H45ZM55 192V191H54ZM54 192H52V191H50V192H48L47 193V196L48 197H50V196H53V194H54ZM91 192V191H90ZM225 192V191H224ZM7 192H4V194H6ZM9 193V192H8ZM12 193V194H13ZM23 193V192H22ZM30 193V192H29ZM136 193V192H135ZM143 193H145V192H143ZM151 193H153L154 194V192H151ZM217 193V192H216ZM231 193V192H230ZM229 193V194H230ZM252 193H257V192H252ZM252 193H248V194H250V197L253 195ZM2 194V193H1ZM0 194V195H1ZM31 194V193H30ZM90 194V193H89ZM181 194H183V195H187V196H184L183 198H181L182 196H180ZM194 194V195H193ZM198 194V193H197ZM219 194H221V192L219 193ZM218 194V196L219 197H221L220 195ZM258 194H260V193H258ZM7 195V194H6ZM9 195V194H8ZM42 195V194H41ZM40 195V196H41ZM81 195L83 196V197H81ZM136 194H134L133 196H135ZM145 195H147V194H144V196ZM178 195V196H177ZM222 195V197H223V194H221ZM238 195V196H239ZM242 195H240L241 197H242ZM257 195V194H256ZM1 196H3L2 197V199H4V201H2V202H9L8 200L10 199V197L8 196V200L5 198L6 196H4V195H1ZM29 195H27V197H28ZM31 196V195H30ZM40 196H36L37 198H40ZM46 196V197H47ZM73 196H76V198H77V201L79 200V199H82V201L81 200H79V201H81V204H83L82 206H81V204H80V202L79 203H76L75 202V197H74V199L72 198ZM137 196H139V195H137ZM136 196V197H137ZM192 196H191V198H192ZM200 196V195H199ZM202 196V195H201ZM205 196V195H204ZM227 196V195H226ZM231 196V195H230ZM237 196V197H238ZM258 196V195H257ZM256 196V197H257ZM13 197V198H12ZM12 197H11V199L12 200H15L16 198H15V196H14V194L12 195ZM18 198H20L19 196H17ZM31 197H33V196H31ZM31 197H29V199H32ZM78 197H79V199H78ZM81 197V198H80ZM152 197V198H153ZM206 197V196H205ZM205 197H203V198H205ZM248 197V196H247ZM256 197H255V199H256ZM15 198V199H14ZM36 198V199H37ZM141 198V197H140ZM139 197H137L136 199L138 200V199H140ZM148 198V197H147ZM151 198V199H152ZM159 198V199H158ZM202 198V199H203ZM208 198V197H207ZM206 198V199H207ZM224 198V197H223ZM222 198V199H223ZM232 198V197H231ZM244 198H245V196H244ZM23 199H25L24 197H23ZM36 199H34V200H36ZM44 199V198H43ZM46 199H49V198H46ZM131 199V200H130ZM149 199V198H148ZM150 199V200H151ZM193 199V198H192ZM195 199V198H194ZM193 199V200H194ZM199 199V198H198ZM201 199V200H202ZM206 199H205V202L203 201V203L204 204H206V202L208 201H206ZM234 199V198H233ZM11 200V201H12ZM38 200V199H37ZM37 200H36V203H37ZM40 200H41V198H40ZM71 200H72V202H71ZM74 200V201H73ZM220 200V199H219ZM229 200V199H228ZM247 200H249L248 198H247ZM246 200V201H247ZM22 201H23V203H25V201L24 200H22V198H21V200L19 201V202H21V203H19V205H21L22 204ZM31 201V200H30ZM50 201V200H49ZM52 201V200H51ZM54 201V200H53ZM59 201H60V199H59ZM134 203H133V202ZM136 201V200H135ZM152 201V200H151ZM201 201V202H202ZM221 201V200H220ZM237 201H239V199L237 200ZM17 202V201H16ZM35 202V201H34ZM34 202L33 201H31V203H30V206H31V204L33 205L34 204ZM38 202H39V200H38ZM64 202V203H63ZM93 202V203H94ZM148 202V203H147ZM222 202L224 203V201L222 200ZM234 202H235V199H234ZM241 203L243 202H245V200L244 201H240ZM249 202H250V200H249ZM249 202H247V203H249ZM12 203V202H11ZM11 203H8L9 205L11 204ZM13 203H15V202H13ZM11 204L12 206H16L18 203H16V204ZM49 203H51V208H52V204L54 203H52V202H49ZM76 203V204H75ZM85 203V204H84ZM193 203H195L194 205H193ZM200 203V202H199ZM221 203V202H220ZM222 203V204H223ZM228 203V202H227ZM237 203V202H236ZM261 203V202H260ZM260 203H259V206H260ZM25 204H27V203H25ZM41 204V203H40ZM48 204V203H47ZM57 203H55L54 205H56ZM165 204H167V205H165ZM177 205L176 207L178 208H176L175 207V205ZM239 204V203H238ZM262 204V203H261ZM18 205V206H19ZM38 205V204H37ZM189 205V206H188ZM193 205V206H192ZM223 205H225V204H223ZM3 206H4V203H3ZM6 206V205H5ZM12 206H10V207H12ZM23 206H24V204H23ZM22 206V207H23ZM26 206H29V205H26ZM35 206V205H34ZM41 206V205H40ZM39 206V207H40ZM166 206H169V207H171V208H173V207H175L173 210H175L176 209V211L174 212V211H172V210H170L169 208H166ZM203 206V205H202ZM205 206V205H204ZM237 206H240V205H236V207ZM246 206V205H245ZM251 206H253V205H251ZM259 206H258V208H259ZM39 207L37 206V207H34L35 208V210H37V211H39L40 212V210H43L41 207H40V210H38L39 209ZM68 207H69V205H68ZM67 206H66V208H68ZM83 207V208H82ZM190 207H193V209H194V212H193V209L192 208H190ZM200 207H201V203H200ZM228 207H230V205L228 206ZM235 207V206H234ZM2 208V207H1ZM4 209L5 208H7V207H3ZM38 208V209H37ZM45 208H48V206L47 207H45ZM50 208V209H51ZM66 208H64V210L66 209ZM80 208V209H79ZM189 208L192 210L191 212L193 213H191L190 212V210H189ZM208 208H209V210H211V207H210V205H209V207H208V205H207V210H208ZM246 208H248V206L246 207ZM256 208V207H255ZM264 208V207H263ZM263 208H262V210H263ZM4 209H2V210H4ZM8 209H9V207H8ZM32 209H33V207H32ZM49 209V208H48ZM239 210L238 211H236V212H239L238 214L240 215V211H241V208H238ZM249 209V208H248ZM1 210V209H0ZM10 210H12V208H10ZM28 209H25V208H23V212L25 213L26 211H27ZM71 210V209H70ZM75 210V209H74ZM73 210V211H74ZM86 210V209H85ZM87 210H90V209H87ZM152 210L154 211V213H158V214H156V216H155V214H153L152 213ZM198 210H200V208L198 209ZM206 210V209H205ZM235 209L233 208V211H234ZM243 210V209H242ZM251 210V209H250ZM9 211V210H8ZM6 212V213H4V214H9V216H11L10 215V213L9 212ZM19 211V210H18ZM37 211H35V213L37 212ZM46 211V210H45ZM44 211V212H45ZM49 211V210H48ZM56 211H57V209H56ZM93 211V210H92ZM204 211V210H203ZM259 211H261V210H259ZM4 212V211H3ZM2 212V213H3ZM21 212V211H20ZM34 212V211H33ZM59 212H62V211H60V209H59ZM76 212V211H75ZM74 212V213H75ZM198 212H200V211H198ZM204 212H206V214L208 213L207 211H204ZM204 212H203V214H202V216L204 217V216H206V214L204 215ZM217 212H219L220 214V219H229V217H227V215H229V209H227V207L226 208H219L218 209V211ZM254 212H257L258 213V215H262V218L261 217H259V216H257L256 215V217L258 218H261L262 220L264 219V210H263V212H262V214H259V212L257 211V209H256V211H254ZM16 213V212H15ZM23 213V214H24ZM29 213V212H28ZM50 213H52V212H50ZM79 213H81V216L83 217V215H85L84 217H83V219L85 218V220H86V222H88V223H91V221H92V223L91 224H93V223H96L97 221H98V223H96V227H94V225L95 224H93L92 225V228H93V230H94V232H92L91 230V227H90V225L88 226V225H86L84 228H83V230H85V231H87L86 233H89V235L91 236V234L93 233V236H94V239H91V241H89V239H88V241L86 242V241H84L83 239H82V236L84 235H81V237H79V239L78 240H76L77 242L75 243V240L73 241L72 240V238L70 237V239L66 236V238H64V236H62V235H58L59 233H61L62 234V232L61 231H66L67 232V230H68V228H71V226L73 225V223H74V225H76L75 227L77 228V225L78 224H76V222H77V220H76V217L74 218V216H78L79 215ZM91 213V214H92ZM0 214H1V212H0ZM22 214V213H21ZM22 214V215H23ZM26 214H27V212L25 213V216H26ZM34 214V213H33ZM48 214V213H47ZM47 214H45V216L47 215ZM76 214V213H75ZM92 214V215H93ZM156 217V218H159V219H157V220H161V222H158L154 217H152L153 215ZM36 215V214H35ZM55 215V214H54ZM60 215V214H59ZM92 215H91V217H92ZM250 215H252L253 216V214H252V212H251V214ZM254 215H255V213H254ZM0 216H3V217H5L4 215H0ZM27 216H29V215H27ZM26 216V217H27ZM50 216V215H49ZM51 216H53V215H51ZM56 216V215H55ZM70 216H72L73 218H71ZM202 216H200L201 218H202ZM251 216V217H252ZM0 218V219H4V218ZM14 217V216H13ZM18 217V216H17ZM44 216H42V218H43ZM47 217H48V215H47ZM71 219H70V218ZM79 217V219L81 220V221H84L82 218H80V216H78ZM235 217V216H234ZM233 217V218H234ZM242 217V216H241ZM6 218H10V217H7V215H6ZM31 218V217H30ZM34 218H36V217H34ZM42 218H40V220L42 221V222H45L44 221V219H42ZM53 219L55 218V217H52ZM97 218H98V220H97ZM154 218V219H153ZM194 218V220H192ZM206 218V217H205ZM232 218V219H233ZM237 218V217H236ZM244 218H245V216H244ZM256 218V219H257ZM19 219H21V218H19ZM46 219H50V217L49 218H46L45 217V220ZM72 219L74 220V222L72 221ZM235 219V218H234ZM240 219V218H239ZM256 219H254V220H256ZM7 220V219H6ZM11 219H10V222H9V224L10 223H12L11 221H12ZM24 220H26L25 218H24ZM28 220H30V219H27V222H28ZM32 220V219H31ZM79 220V221H80ZM87 220H89V221H87ZM202 220H204V219H202ZM258 220V219H257ZM3 221H5V220H1V222H3ZM16 221H18V220H16ZM21 221H23V220H21ZM38 221V220H37ZM49 221V220H48ZM76 221V222H75ZM194 221V222H193ZM245 221V220H244ZM264 221V220H263ZM262 221V222H263ZM0 222V223H1ZM6 222V221H5ZM5 222H3V223H5ZM8 222H6L7 224H8ZM19 222V221H18ZM26 222V223H27ZM52 222V221H51ZM85 221L83 222L84 224L86 223ZM103 222V223H102ZM246 222V221H245ZM259 222V221H258ZM22 223V222H21ZM32 223H36V222H32ZM218 223V222H217ZM236 223V222H235ZM239 223H240V221H239ZM6 224V225H7ZM8 224V225H9ZM22 224H24V223H22ZM38 224V223H37ZM98 224V225H97ZM106 224V225H105ZM110 224L111 225H113L114 226V228H116V230L113 232H108V233H104V231L106 230V229H108V228H110V227H108V225L110 226ZM260 226L262 225V227H263V229H264V222L263 223H258ZM4 225V224H3ZM39 225V224H38ZM41 225V226H40ZM39 225V227L40 228H42L43 227V225L42 224H40ZM52 225V224H51ZM218 225H219V223H218ZM5 226V225H4ZM10 226V225H9ZM28 226V225H27ZM29 226H31L30 228H32V224H30ZM192 226V227H191ZM199 226V227H198ZM11 227V226H10ZM87 227L90 229V230H86L87 229ZM101 227V228H100ZM107 227V228H106ZM220 227V226H219ZM222 227V226H221ZM22 228H25V229H27V227H22ZM40 228H38V230L40 229ZM52 228H49V229H52ZM86 228V229H85ZM103 228V229H102ZM7 229V230H6ZM10 229V228H9ZM67 229V230H66ZM73 229H75L74 227H73ZM72 229V230H73ZM100 229V230H99ZM105 229V230H104ZM113 229V228H112ZM212 229V228H211ZM221 229V228H220ZM244 229V228H243ZM45 230H48V229H45ZM72 230L70 231V230H68V232L70 231V232H72ZM76 231H77V229H75ZM192 230V229H191ZM199 231H200V229H198ZM8 231H10V232H13V233H9ZM40 231L42 232V230L40 229ZM81 231H82V229H81ZM81 231H79V232H81ZM84 231V232H85ZM101 231V232H100ZM192 231V232H193ZM198 231V232H199ZM247 231V230H246ZM43 232H44V230H43ZM47 232V231H46ZM45 232V233H46ZM78 232V233H79ZM91 232V233H90ZM194 232L192 233V234H194ZM247 232H249V231H247ZM263 232H264V230H263ZM27 233V232H26ZM48 233V232H47ZM48 233V234H49ZM81 233H83V231L81 232ZM104 233V234H103ZM73 234V233H72ZM199 234V233H198ZM203 234V236L201 237V236H199V237H197L196 236V241L194 242L196 245H198V244H201L200 242H206V241H208V242H210L209 243V245H216V244H218L219 242H217V238H216V235L218 234L217 232H215V231H207V230H204V233H202ZM202 234H199V235H202ZM243 234V233H242ZM25 235V234H24ZM39 235H40V233H39ZM44 235V234H43ZM63 235H64V233H63ZM65 235H67L66 233H65ZM89 235L87 234V236H86V238H89ZM245 235H247V234H245ZM42 236V235H41ZM60 236H62V237H60ZM248 236H250V235H248ZM51 238H53V235L52 236H50ZM263 237H264V233H263ZM49 238V237H48ZM81 238V239H80ZM227 238V237H226ZM231 239H232V237H230ZM37 239V238H36ZM38 239H39V237H38ZM41 239V238H40ZM92 240H93V242H95V243H93L92 242ZM220 240H224L225 241V239L223 238V237H221L220 238ZM230 240V239H229ZM228 240V241H229ZM234 240V239H233ZM233 240H231V241H233ZM73 241V242H72ZM223 241V242H224ZM228 241H226V242H228ZM260 241V240H259ZM80 242V243H79ZM92 244H91V243ZM104 242H107L106 244H104L103 245V243ZM256 242V241H255ZM82 243H84V244H82ZM98 243H101V244H98ZM230 243V242H229ZM254 243V242H253ZM93 244H95V245H93ZM227 244V243H226ZM250 244H251V242H250ZM102 245V246H101ZM219 245V244H218ZM221 245V244H220ZM235 245V244H234ZM255 245V244H254ZM254 245H253V247H254ZM208 246V245H207ZM243 246H245V245H243ZM250 246H252V245H250ZM263 246V245H262ZM192 247V246H191ZM196 247V246H195ZM231 247H233V246H231ZM243 248H246V247H243ZM194 249V248H193ZM197 250H198V248H196ZM56 250H58L57 251V254H55V252H56ZM195 250V249H194ZM242 250V249H241ZM241 250H240V253H242V254H245L246 253V251H245V253H243V252H241ZM246 250H247V248H246ZM229 251V250H228ZM242 251H244V250H242ZM248 252L250 251V250H247ZM209 252H211V251H209ZM214 252H217L218 253V251H213V254H211L210 256H211V258L212 257H214V256H216L217 255V253H214ZM220 252V251H219ZM227 252V251H226ZM230 252V251H229ZM239 253V254H240ZM54 254L56 255V256H58V254L60 255V256H58V257H54ZM210 254V253H209ZM222 254V253H221ZM221 254H218L219 256L221 255ZM263 254V253H262ZM217 255V256H218ZM249 255V253L247 254V256ZM261 255V254H260ZM259 255V256H260ZM209 256V257H210ZM225 256H226V254H225ZM224 256V257H225ZM251 256H253V257H255L254 255H252V252H251ZM52 257H53V260H56V262L55 261H53L52 260ZM209 257L207 258V259H209ZM245 257H246V255H245ZM248 257H250V256H248ZM247 257V258H248ZM214 258H216V257H214ZM223 258V257H222ZM222 258H220V259H222ZM263 258V257H262ZM224 260H225V262L227 261V264H228V260H227V257H226V259L225 258H223ZM251 259V262H253L252 261V259L253 258H250ZM249 259V260H250ZM264 259V258H263ZM57 260H59L58 262H57ZM209 260H211V259H209ZM215 260V259H214ZM255 260H262L261 258L259 259V258H255ZM211 261H213V258H212V260ZM218 261H219V259L216 261V264L218 263ZM223 260H220V262H222ZM235 261V260H234ZM238 262H240L239 260H237ZM224 261H223V263H225ZM238 262H236L235 261V263L237 264ZM222 263V264H223ZM234 263V264H235ZM214 264V263H213ZM226 264V263H225ZM241 264V263H240ZM243 264V263H242ZM252 264V263H251Z\"/></svg>",
	"mask_w": 264,
	"mask_h": 264
},
{
	"label": "crops",
	"instance_id": "obj_3",
	"mask_svg": "<svg viewBox=\"0 0 264 264\" xmlns=\"http://www.w3.org/2000/svg\"><path fill=\"white\" fill-rule=\"evenodd\" d=\"M164 1L165 5L168 7V20H169V27H168V35H178V28L176 26L173 27L172 21L173 19H181V21H188L192 20L197 22L200 25L210 24L209 19L205 18V16L211 11H214V8H211L210 5L213 3H218L219 0H158ZM41 3V2H40ZM60 5L55 6V14L60 21L59 31L63 32L65 30L77 31L79 30L80 35H88L87 30L91 28L92 25L101 24V20H93L88 17H84L77 9L79 8V4L81 3L80 0H75L73 2H64L60 1ZM89 3L92 5L93 2L90 0ZM233 5H242L247 11H249V15H254L255 18L257 17L259 20L263 19L264 17V9L258 8L253 5L257 4H264V0H232ZM94 10L96 7L94 4L91 6ZM111 13H107L105 15L106 21H112L113 19H118L122 21L120 24L122 28V35L125 39L126 43V50L130 52L128 48V43L130 36L136 34L139 30V27L135 26V23L128 20V18H116ZM197 25V24H196ZM213 26V25H212ZM171 27V28H170ZM162 26L159 28L161 29ZM162 29H165L162 28ZM216 30V29H215ZM180 34V33H179ZM138 62V60H136ZM81 68V67H80ZM177 69V68H176ZM259 108L256 110V118L253 120V123H258L260 125H251V123L242 124L245 125L244 130H241L242 133L247 134V142L242 143V147H248L250 149H255L254 153H252V164H255V168L257 172L262 173V177H264V100L260 97L259 99ZM255 116V115H254ZM260 119V120H257ZM261 122L263 124H261ZM252 123V124H253ZM255 126L250 127L253 128L251 131L249 128L248 130L246 125ZM241 129V126H240ZM243 129V128H242ZM251 134V135H250ZM251 136V137H250ZM244 138H242L243 141ZM246 141V139L244 140ZM250 142V143H248Z\"/></svg>",
	"mask_w": 264,
	"mask_h": 264
}]
</instances>
